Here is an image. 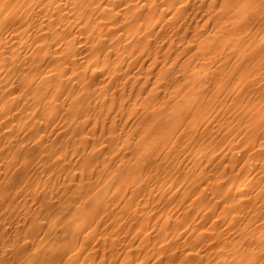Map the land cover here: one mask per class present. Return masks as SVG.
Here are the masks:
<instances>
[{"label": "rangeland", "instance_id": "1", "mask_svg": "<svg viewBox=\"0 0 264 264\" xmlns=\"http://www.w3.org/2000/svg\"><path fill=\"white\" fill-rule=\"evenodd\" d=\"M23 1L21 2V0H20L17 3L18 6H17V4L8 5L6 3H3L0 6V10H1L0 11V31H1L0 32V38L2 37L0 39V85L1 86L5 85L4 86L5 88H2V89L0 88V94L4 91H5L4 92L5 94L9 93L7 95L9 97H8V100L6 101V105L0 111V170H1V172H0V194L3 192V190H7V192H8L6 197L0 196V206H3L2 209H0V249H1L2 254H3L2 264H15V263L16 264H45L47 262V259H48V257H47L48 254H51V256L53 258L55 257V260L52 259L50 264H79V263L80 264H264V249H263L264 248V204H263V202H264L263 201L264 200V198H263L264 197V192H263L264 191V169H260V167L258 168V164H259L258 162L259 161H258L257 155H252V153L250 155L249 152H246L250 146L249 145L250 141L248 140L249 132L254 130L257 127V125L259 127L264 122V117L261 116L262 115L261 112L264 111V108H263V105H264L263 101L264 100L261 99L260 97H258L259 94L256 95L251 90L245 94V88H244V85H246L250 81L251 82L249 84L252 85V87H254L253 83H260V82H261L260 83L261 86L263 87V85H264L263 84L264 83V65H261L260 67L257 66L256 70H254L255 66H253V69H250V68H248L249 67L248 63L243 62L244 58H241L242 61L240 59L241 62L239 61L238 64L236 63V65H237L236 66L235 63H233L232 60L230 59V57L228 56V53L226 50L230 46V44H232L230 42V40L227 39V38H229L227 36H225L226 38L223 36L219 37V40L223 39L222 42L220 41L221 43H223V45H222L224 47L223 53L212 52V50L210 51V49H209L210 47L216 46V38L218 36L215 33L216 31L213 30L214 28L211 31L210 26L212 25V22L211 21L208 22L209 19H207L208 15H210V14H207V12L204 11V9H205L204 4L206 5L208 0H202V2H201L202 5L200 3L201 6L196 7V8L193 7V9L196 11H194L191 8V6L188 5L189 2H183L185 4L182 6V3H179L177 0L176 1L175 0H164L166 2L163 4H161L162 2H164L163 0H162V2L160 0H156V1L153 0V5H152V0H150L151 2H148L149 0H145V3L147 4L146 5L143 2L144 0H139V2L137 0H134L132 4L137 5V3H138V5L135 6L136 8L133 6L135 11L133 10V8H132L133 11L130 8H128V9H130L129 10L130 12L127 13V15L128 16L133 15V19L132 18H131V20L129 19V21L127 23L126 22L123 24L119 23V25L117 23V25H116V22L117 21L119 22V20L121 19L122 16H120L119 13L115 12V10H114L113 13H117V14L104 15L102 18H99V20L104 19L102 21H111L112 20L113 23H109V24L105 25L104 23H106V22L102 23V21H99V22H101V24L97 25L96 29L92 25H91V27H89L90 33H89V31H87V30H89V28H86V29H84V30H86L84 33H81L78 35L72 34L73 36L75 35L74 36L75 38L73 36L67 34V33H66L67 35L66 34L64 35V32H62L60 30L61 27L57 28L58 26H56V25H59V21L61 20V24L65 25V23H66L65 27H67V28H65V30L70 32L72 30V27L79 21L78 24H76L75 27H73V28L76 29V27L80 25L79 26V27H81L80 29L83 30L84 26L80 24V20H81L82 15L76 13V11H75L76 14L75 13L71 14V12L68 13V12H66L67 10L64 8V6H66V5H67L66 6V8H67L68 4H70L72 2V0L71 1H69V0H56V1L50 0L48 2L49 4L48 3L45 4L46 0H23ZM60 1L65 2L66 5L62 4ZM66 1H68V2L66 3ZM87 1L88 0H84V1L83 0H73V3H71V5H73V7L75 6V8H77V6H81V9H83V8L85 9L87 7V5H89L88 2L90 0L88 2ZM135 1H137V2H135ZM167 1H168V3H167ZM56 2H57V4L55 5ZM58 2H60L61 4ZM242 2L244 3V5L247 4V0H243ZM29 3H31V5ZM140 3L143 6H141ZM154 3H157L158 6H157V4L155 5ZM166 3L169 6L167 5V7H166ZM169 3H171L173 6ZM40 4H41V6H40ZM148 4L151 6L147 7ZM216 4H218V3H216ZM35 5H36V7H35ZM144 5H146V6L144 7ZM19 6H21V7H19ZM53 6H54V8H53ZM56 6H58L59 8ZM184 6H187V8ZM62 7L64 9L61 10V13H63V11L65 10L64 11L65 15H64V13H63V16L61 14V18L59 20H56V23L54 20H52L53 23H52V21L49 22L50 19L48 18V12L54 13L57 10L60 11V9H62ZM125 7H127V6H125ZM158 7H159V9H160V7H162L163 10L160 9L158 11ZM175 7H177V8L175 9ZM178 7H179V9H178ZM215 7L217 9L218 5H215ZM38 8H40V9H38ZM45 8H48L47 9L48 11L42 10ZM137 8L138 9L142 8V10L144 8L145 9L143 11L142 10L140 11ZM152 8H154V9H152ZM37 9L39 11H37ZM128 9L126 10L127 12H128ZM136 9L139 11V13L138 12L135 13L137 11ZM177 9H178V11H177ZM183 9H185V10H183ZM197 9L198 10L200 9V10L198 11ZM40 10H42V11H40ZM162 11H164V12H162ZM169 11H171V12H170V14L167 15V13H169ZM213 11L214 10H212V11L210 10V12H213ZM29 12H30V14H29ZM33 12H35V14ZM46 12H47V15H46ZM143 12H145V13H143ZM150 12H152V13H150ZM157 12H160V13H158V16H157ZM173 12L174 13L176 12V14H174ZM179 12L181 14H183V13H185V14L181 15V14H179ZM189 12H191L190 16H189ZM32 13H33V15H32ZM36 13H37V15H36ZM43 13L45 14V16ZM163 13H164V16L162 15ZM196 13L198 14L197 17L195 15ZM136 14L140 15V16H137ZM202 14L203 15L205 14V16H203ZM161 15H162V18H158ZM180 15L183 17L181 18ZM32 16L34 17V19L35 18L36 19L35 20L32 19ZM37 16L41 17L40 20ZM93 16L96 17L94 14H93ZM135 16H137V17H135ZM150 16H152V17L155 16L158 19L159 23H157V20H155V17L152 19V17H150ZM169 16H171V17H169ZM175 16L178 17V21L175 19V18H177ZM188 16H189V18H188ZM201 16H203V17H201ZM27 17H28V19H27ZM42 17L44 19V22H43ZM63 17H65V19H63ZM109 17L111 19H109ZM164 17L168 20L167 22H170L167 25L168 28L166 27L167 23L165 25L163 24L164 22H166V19ZM116 18H118L119 20L117 19V21L114 22L116 20ZM135 18L137 19L136 22L134 21ZM198 18H200V20ZM69 19H71L70 21H72L73 26H72V23H70V21H67ZM139 19L142 21V23ZM172 19L174 22L172 21ZM197 19H198V21H197ZM205 19H207V20H205ZM153 20H155V21H153ZM193 20H195V21H193ZM21 21L24 22V24ZM45 21L48 24H46ZM150 21L151 22L153 21V22L151 23ZM191 21H193V22H191ZM19 22H20V25H19ZM36 22L38 25L36 24ZM137 22H138V24H137ZM182 22H183V24H182ZM42 23H44V24H42ZM147 23L149 25L150 24L151 25L148 26ZM175 23H176V25H175ZM177 23H179L180 25ZM194 23H195V26L198 24L197 26L200 27V28L197 26L195 27V28H197V31H195V28L193 26ZM205 23L207 24V26ZM26 24H28V27ZM29 24H30V26H29ZM139 24L141 26H143V28H145L144 27V25H145L147 27V29L146 28L142 29V27ZM152 24H154V25H152ZM157 24H161L162 27H161V25L157 26ZM199 24H202V25L204 24V25L202 26ZM68 25H71V26H68ZM138 25L141 28V32H140L139 28H136V26L139 27ZM245 25H246V28L249 27L248 23ZM18 26H19V28H18ZM38 26H40V27H38ZM54 26H56V27L53 28ZM114 26L115 27L117 26L118 30ZM123 26H125L124 29L126 28L125 31L123 29ZM79 27H77V28H79ZM105 27L108 29H106ZM156 27L157 28L159 27L158 30ZM176 27H178L177 28L178 30L175 32ZM192 27L194 29H192ZM114 28L116 29L115 32H114ZM155 28H156V30L154 32H156V33L153 32V30ZM166 28H167V30H166ZM198 28H199V30H198ZM206 28L208 30H206ZM15 29H17L18 31ZM32 29H34L33 30L34 32L31 31ZM74 29L72 30V32L74 31ZM173 29H174V31H172ZM182 29L183 30L185 29V31H183ZM188 29H190L191 31ZM22 30H24V31H22ZM47 30L49 32L48 34H50V30L57 31V34H55V40L51 39L49 37L46 40L45 37H43V34L47 33ZM92 30H94L95 32H93ZM107 30H109V31H107ZM186 30L188 31L187 33H186ZM101 31H102V33H101ZM129 31H131V32H129ZM142 31H144V33ZM159 31H161L160 34H159ZM194 31H195V33H194ZM14 32H16V33L13 35ZM119 32H120V34H119ZM182 32L185 34H183ZM196 32H198V33L202 32V34L200 35V33L198 34ZM23 33H24V36H23ZM25 33H26V35H25ZM85 33L87 34V36L85 35ZM93 33L96 36H94ZM107 33L108 34L110 33L109 34L110 36ZM165 33L167 34L166 35L167 37L170 36L171 34H173L174 37L171 35L172 37L170 36V38L168 37V39H167V38H165L166 36H164ZM29 34H31V35H29ZM34 34H36V35H34ZM48 34H46V35H48ZM62 34H63V36H62ZM100 34L102 35L103 39H102ZM116 34H119V35L117 36ZM142 34L145 36H143ZM179 34H180V36L178 37L177 35H179ZM182 34L184 35V37L182 36ZM205 34H206V38H205ZM207 34H209L210 36L207 37ZM16 35H17V37H16ZM80 35L83 36L82 41L80 39L81 38ZM152 35L157 37V38L153 37ZM56 36H57V38H56ZM59 36H60V38H59ZM99 36L101 37L100 40L103 41L102 43L99 40ZM104 36H105V38H104ZM113 36L116 38H114ZM150 36H152L151 37L152 43H150L151 40H149ZM186 36H187V38H186ZM190 36L191 37L193 36L192 38H194V39H191ZM96 37L98 38V41H97ZM148 37H149V39H148ZM188 37H189V39H188ZM27 38H28V40H27ZM65 38L68 41L69 40L70 41L68 42ZM72 38H73V40H72ZM77 38H78V40H77ZM195 38H198V39H195ZM5 39L8 41V43ZM43 39H44V42H43ZM90 39H93L95 41L90 40ZM126 39L127 40L130 39L129 41L131 43H129V41L125 42ZM137 39L140 41H137ZM155 39L157 41H159V43ZM164 39H165V41H164ZM169 39H171V40H169ZM173 39H175V41ZM184 39L185 40L188 39V40L185 42ZM224 39H226V40H224ZM4 40H5V42H4ZM34 40H36V41H34ZM53 40H54V43H56V46L59 47V49L64 48V50H65L66 46H68L69 44L71 45V47L68 46V49H70L69 51L71 53L68 52V56L67 55L65 56L66 58H64L65 59L64 61L56 60L55 58L50 57L47 53L45 55L40 54L39 51L41 48H38L37 46H39V44L42 43L40 45L42 47L41 50L49 49V47H47V46H49L51 44V42H53ZM74 40H75V42H74ZM116 40L119 43H117ZM144 40H145V43H147L148 47H146ZM167 40L169 41V44H170L169 46H168ZM172 40L174 41V43L177 42V44L178 43L181 45L184 44V46L183 45L181 46L179 44L177 45L176 43L171 44V42H173ZM181 40H184V42L181 43ZM192 40H194L193 42H195V43L197 42L196 43L197 46H195L196 44H194L192 42ZM212 40H213V42H212ZM21 41H22V43L23 42L24 43L22 44ZM161 41H164L161 43L162 45L160 44ZM226 41L227 42L229 41V43H227ZM60 42H61V44H60ZM76 42H78V43H76ZM91 42H92V45L91 46L88 45V44H91ZM99 42L101 43V46L99 45L100 44ZM104 42L107 44L104 45ZM123 42H125V43H123ZM204 42H206V44H204ZM34 43H36V44H34ZM73 43L74 44L75 43L80 44V45L78 47V46L74 45ZM86 43H87V45H86ZM122 43H123V45H122ZM166 43H167V48L165 47ZM191 43H192L191 46L194 45L195 47L194 46L192 48L189 47L188 45H190ZM199 43H203L204 45L203 44L199 45ZM212 43H213V45H212ZM63 44H64V46H63ZM84 44H85V46H84ZM102 44L104 45L103 50H102V47H103ZM119 44L122 45V48H121V46L119 47ZM208 44H211V45H208ZM94 45H96V48H93V47H95ZM98 45L100 46L101 49L99 48ZM128 45H129V47H128ZM157 45H158V48H157ZM173 45L177 49H175L173 47ZM224 45H226L227 48H225ZM10 46H12V47H10ZM61 46H63V47L61 48ZM163 46H164L165 50H164V48L161 49ZM177 46H179V48ZM77 47L78 48L81 47V49H80L81 54H79V53L77 54V52L74 51L77 49ZM118 47H119L120 51L117 49ZM133 47L135 50L133 49ZM159 47L161 50L156 51L157 49H159ZM183 47H185V48L187 47V49L189 48V50H186ZM199 47H201V50ZM20 48H22V49H20ZM97 48L102 50V51L99 52L100 50H98ZM106 48H109L110 50L106 49ZM131 48L133 51L131 50ZM180 48H182V51L184 49L187 52L183 51L180 53V50H181ZM207 48H208V50H207ZM128 49H129V51L131 50L130 51L131 53L128 51ZM140 49H141V51H140ZM166 49H169V50H166ZM205 49L207 51H203ZM90 50H91V52H90ZM94 50L97 51V54L99 56L96 53H94L95 52ZM114 50H116V51H114ZM117 50L119 52L117 54H115V52H117ZM148 50H150L149 53H147ZM196 50H197V52H196ZM136 51H137V53H136ZM151 51H153L152 55H151ZM155 51H156V53H154ZM167 51L168 52L170 51L169 52L170 55L169 54L167 55L166 53L163 54V52H167ZM209 51L212 53H210ZM224 51H225V53H224ZM103 52H105V53H103ZM110 52H112V53L114 52V53L112 54ZM132 52H133V54H132ZM84 53L87 55H89L88 53H90L91 57L90 56L89 57L92 60V61L90 60L91 62L88 61L89 60L88 57H86V58L84 57V55H83ZM122 53L125 54V56ZM135 53L137 54L136 57H140V59L134 57V55H136ZM92 54L97 55L98 58L96 59L95 55H92ZM109 54H110V59H108ZM147 54H148V56H146ZM199 54H200V56H198ZM220 54H222L223 56L222 55L220 56ZM33 55H35V56H33ZM43 55H44V57H42ZM46 55H48V56H46ZM139 55H141L142 57ZM179 55H181L183 57L184 56L187 57V60L185 59V57L182 58ZM216 55L219 59L216 58ZM102 56L103 57L105 56V58L102 59L103 58ZM113 56H114V58H113ZM164 56H165V58H164ZM166 56H167V59L169 57L171 59L169 58V60H166ZM177 56H179L180 58ZM204 56H206L207 58L209 57V59H207ZM68 57H71V58H68ZM92 57H94V58H92ZM143 57L146 59H142ZM156 57H159V58H156ZM39 58H41V59H39ZM130 58L131 59L133 58V59L130 60ZM161 58H163V59L161 60ZM192 58H194L193 61H192ZM202 58H204L205 60L204 59L202 60ZM70 59H72L73 62ZM94 59H96V61H93ZM118 59H119V61H118L119 64H117ZM138 59L142 60V61L140 62V61H138ZM183 59H185L187 63L189 62V64L187 65L186 62H184L185 60H183ZM188 59H190V60H188ZM220 59L222 61H220ZM227 59L231 60V62L230 61L227 62L228 61ZM103 60L104 61L106 60V62L103 63L104 62ZM108 60H109V63H108ZM143 60H146V61H143ZM164 60H166V61H164ZM195 60H196V63H195ZM77 61H79V62H77ZM87 61H88V63H87ZM123 61H125V62H123ZM130 61L132 63H129ZM162 61H163V63H162ZM171 61H173L174 63H172ZM205 61H207V62H205ZM81 62H82V64H81ZM97 62H98V64H96ZM139 62H140V64H139ZM152 62H154V63L149 65V63H152ZM160 62L163 66L165 65V67H166V65L167 66L171 65L169 68L164 67L161 69V70L164 69L165 71L167 69V72L169 70L168 73H170V69H172L171 73H170L171 77H169V74L165 73L164 71H163V73H162V71L160 72V68H161L159 66ZM166 62H168V63H166ZM190 62H191V64L194 63V65L192 64V66H191ZM216 62H219V63H216ZM85 63H86V65H85ZM127 63H129L128 66H127ZM136 63H137V65L139 64L138 68H137ZM241 63H242V65H241ZM56 64L58 65V67ZM64 64H65V66H63ZM71 64H74L75 68ZM87 64H88V68H87ZM102 64L105 67H103ZM195 64H197V65L195 66ZM201 64L204 68L202 66H200ZM209 64H211L212 68ZM219 64H220V67H219ZM232 64H233V67H232ZM106 65H108V67ZM118 65L121 67L119 68ZM130 65H132L131 68L129 67ZM135 65H136V67H134ZM153 65H155V67ZM172 65L174 67L176 65L177 69L175 68V71H174V68H172ZM184 65H186L187 67H184ZM204 65L208 66V68L205 67ZM234 65L236 67H234ZM141 66H144V67H141ZM148 66H149V68H148ZM179 66H180V68H179ZM188 66H190V67L188 68ZM227 66L229 68L232 67L233 71H232V68H230L228 70ZM66 67H67V69H65ZM127 67H129V68H127ZM157 67L159 70L156 69ZM195 67H196V69L194 70ZM226 67H227V69H225ZM238 67H239V69H237ZM245 67L248 68L249 70H247ZM258 67H259V69H258ZM97 68L99 70L98 72L96 71ZM104 68H106V70H104ZM139 68H141V69H139ZM147 68L152 69V71L154 70V68L156 70H154L153 72L150 70L151 71V73H150V72H147V71H149ZM181 68H182V70H184V68H185V70L182 71ZM190 68H192V69H190ZM44 69H45V71H43ZM80 69H82L83 71L81 72ZM186 69H190V71L186 70ZM210 69L212 71L214 69L216 72L214 71L212 73ZM235 69L237 70V72H235ZM262 69H263V72L259 71ZM91 70L93 73L91 72ZM179 70H181L180 71L181 73L179 72ZM191 70H194V71H191ZM209 70H210V72H209ZM240 70H242V71H240ZM63 71L64 72L66 71V73H63ZM77 71L80 73V75ZM112 71H114V72H112ZM116 71H117V74H114ZM130 71H131V73H129ZM246 71L247 72L249 71V72L246 73ZM257 71H259L261 73H259ZM40 72H42V74L45 76H43ZM85 72L87 73V77H86ZM140 72H141V74H139ZM173 72L175 75L173 74ZM192 72H193L194 76H193ZM230 72H231V74H229ZM90 73H91V75L93 74V76H91ZM153 73H154V75H153ZM157 73H159V75ZM226 73H227V75H226ZM20 74H22V76ZM94 74H96V75L94 76ZM106 74H107V76H105ZM128 74H129V76H128ZM176 74H177V76H176ZM180 74H181V76H180ZM200 74L201 75L204 74L203 78L205 80L202 78V76H200ZM209 74H210V77L207 76ZM47 75L50 78L47 77ZM57 75H58V78H56ZM65 75H66V77H65ZM111 75H112V77H111ZM155 75L158 77H156ZM185 75L188 77H186ZM190 75L193 77L192 78L193 81L190 80L191 79ZM211 75H213V76H211ZM228 75H229V77H228ZM231 75H232V77H230ZM255 75H256V77L257 76L258 77L256 78ZM60 76H62L61 77L62 79H59ZM68 76H73V77L71 78ZM100 76H101V78H100ZM118 76H120V77H118ZM125 76H127V77H125ZM151 76H153V77H151ZM167 76H168V78H167ZM195 76L197 78H195ZM204 76H206V77H204ZM226 76H227V78L225 79L224 77H226ZM246 76H248V77H246ZM37 77H39V78H37ZM41 77L44 79H42ZM95 77H97V78H95ZM102 77L104 80L102 79ZM105 77L108 78V81H107V78H105ZM110 77L112 78V80ZM145 77H146V80H145ZM149 77H151V78H149ZM172 77H174V78L171 79ZM176 77H178V78H176ZM65 78L66 79L68 78V79L66 80ZM98 78L100 79L99 83L100 82L102 83V84L100 83V85H101L100 89L97 86V84H98L97 82L99 80ZM126 78H128V79H126ZM133 78H135L136 80H134ZM139 78H140V82H138ZM169 78H170V80H168ZM223 78L225 80H223ZM239 78H240V81L238 82ZM249 78H250V80H249ZM33 79L36 81H34ZM57 79H59L63 82L59 83V80H57ZM132 79H133L134 83L131 81ZM149 79H151V80H149ZM155 79L158 80L157 83L153 81ZM159 79H161V81H159ZM163 79L166 81V83H164L165 81ZM179 79H180V81H179ZM196 79H198V80H196ZM220 79H221V82H218V81H220ZM228 79L230 81H228ZM83 80H86L87 82H85ZM119 80H120V82H119ZM176 80H178V81H176ZM203 80L208 81V82H204ZM142 81H145V82H143V85L142 84H141V86L139 85L140 86V88H139L138 84L142 83ZM172 81H173V83L176 82L177 84H175L173 86ZM34 82H35V85H34ZM40 82H41V84H40ZM131 82H132V84H131ZM162 82L164 83L163 86H156V85H158V83H159V85H162ZM242 82L243 83L245 82V83L243 84ZM65 83H67L66 86H63V85H65ZM82 83H84L85 86H82V85H84ZM155 83H156V85H155ZM213 83H214V85L212 86ZM70 84H71L72 90L69 89ZM115 84H116V86H115ZM122 84H123V86H122ZM181 84H182V86L180 87L179 85H181ZM199 84H202V85L200 86ZM217 84H219V85H217ZM241 84H243V85H241ZM80 85L82 86L83 91L81 90L80 87L78 88V86H80ZM128 85L129 86L132 85L133 87H131V86L129 87ZM144 85L147 88H145ZM203 85H204V88H203ZM34 86H35V88H34ZM59 86H61L63 88H61ZM96 86H97V89L95 88ZM103 86H105V87H103ZM106 86H108V87H106ZM152 86L155 87V89ZM189 86H191L190 87L191 92L188 94V92L190 90L189 89L187 90V88H189ZM217 86H219V87H217ZM239 86H240V88H239ZM118 87H120L121 90ZM124 87H126L125 90H124ZM134 87H135V89H134ZM150 87H152L151 90L148 89ZM200 87H202V88L199 90ZM233 87H235V88L233 89ZM56 88H58L59 90H57ZM207 88H209V89H207ZM215 88H217V89H215ZM238 88H239V90H238ZM13 89H15V90H13ZM43 89H46L47 92L45 93V90H43ZM68 89H69V91H68ZM196 89H197V91H196V93H194V91ZM116 90L118 93H116ZM119 90H120V92H119ZM123 90L126 92H123ZM128 90H129V92H128ZM174 90H176V91L174 92ZM184 90H186L185 91L186 93L184 92ZM111 91H112V93H111ZM169 91H170V93H168ZM217 91H218V93H216ZM42 92L45 94L44 96H43ZM54 92H55V95L59 94L58 96H56V98H54L55 97ZM106 92H108V93H106ZM131 92H132V94H131L132 96L130 95ZM135 92H139V94L138 93L135 94ZM146 92H148V94H146ZM205 92H206V94L204 95ZM209 92H210V94H208ZM114 93L117 94V96L115 95V98L118 100H116L114 98V95H113ZM125 93H126V95H125ZM182 93L185 95H183ZM240 93L243 96H240L241 95ZM77 94H78V97L75 98L74 96ZM118 94H120V95H118ZM144 94H146V95H144ZM162 94H164L165 97ZM219 94H221V96ZM104 95H105V97H104ZM109 95L110 96L113 95V97L109 98L110 97ZM121 95H122V97H121ZM194 95H195V97H194ZM102 96L105 99H103ZM119 96L122 99H119ZM190 96H192V97L190 98ZM250 96H252V98ZM253 96L255 98L254 101H252L254 99ZM59 97H60V99H59ZM61 97H62V99H61ZM72 97H74V98L72 99ZM124 97H125V99H123ZM135 97H137L138 99H136ZM178 97H180L181 100L178 99ZM236 97H238V98H236ZM257 97H258V100H256ZM127 98H128V100H127ZM129 98L132 100H130ZM141 98H143V99H141ZM175 98L178 101L175 100ZM188 98H190V99H188ZM248 98H250V99H248ZM74 99H75V101L73 102ZM239 99L240 100L243 99V100H241V102H240ZM42 100H43V104L41 103ZM48 100H49V102H48ZM56 100H58L59 102ZM64 100H66V101H64ZM88 100H89V102H88ZM109 100L110 101L113 100V101L109 102ZM185 100H186V103L184 102ZM226 100L228 102H226ZM60 101H62V102H60ZM67 101H68V103H66ZM114 101H116V102L120 101V102H118V104L120 103V105L116 106L117 103L115 102V104H114ZM231 101H232V103H230ZM251 101L254 103L253 104L254 106L255 105L257 106L259 101L261 102L257 106L258 110H257L256 106L254 108ZM255 101H257L258 103H256ZM243 102H244V105L248 104L247 105L248 107L247 106L245 107L243 105ZM49 103H51L52 106L54 105L51 109L48 108V110H50V111L46 110L48 105H49L48 107H51V105ZM56 103H58L59 105L58 104L56 105ZM94 103H95V106H94ZM107 104H108V106H107ZM109 104H111V106ZM123 104H124V106H123ZM17 105H19V106H17ZM62 105L63 106L66 105V106L63 107ZM222 105H224V106H222ZM227 105H229V106H227ZM260 105H262V106H260ZM112 106L116 107V108L113 109ZM119 106H122L124 108H121ZM130 106H132V107L130 108ZM69 107H70V109H69ZM106 107H108V109H106ZM118 107L120 109H122L120 112H118L120 110ZM139 107L141 109H139ZM81 108L83 110L80 111ZM101 108H103L104 110H102ZM210 108L212 109L211 111H210ZM218 108H219V110H218ZM6 109L9 111H11L13 109L11 111V114L14 115L12 118H9L6 115ZM109 109H111V111ZM116 109H117V111H116ZM244 109H246V110H244ZM17 110H18V112H16ZM28 110H29V113H28ZM107 110H108L107 114H109V116H107V114L105 113ZM113 110L115 111V114H114V116H111L114 113ZM127 110L130 112H128ZM168 110L170 111L169 113H167ZM242 110H244V111H242ZM252 110L255 112V114ZM208 111H209V113H208ZM215 111H216V113H215ZM230 111L232 112L231 115L229 113ZM86 112H88V113H86ZM103 112L106 115H104ZM171 112L176 113V114H172ZM204 112H206V113H204ZM244 112H245L247 117L245 116V114H243ZM247 112H249V114ZM252 112L254 115H256V116L258 115V116L255 118V116L252 114ZM202 113H204L203 114L204 116L202 115ZM212 113H215V114H212ZM52 114H54L55 116ZM73 114H75V115H73ZM122 114H123V116H121ZM187 114H188V117H187ZM199 114H201V115H199ZM240 114H241V116H240ZM131 115H133V116H131ZM205 115H206V117H205ZM208 115H209V117H208ZM228 115H230V116H228ZM232 115L234 117H232ZM47 116H49V117H47ZM95 116H98V117H96L97 119L95 118ZM171 116H172V118H171ZM210 116H211V118H210ZM52 117L55 118V120ZM113 117L115 119H113ZM130 117H131V119H130ZM175 117H177L178 119ZM242 117H243V119H242ZM248 117L249 118L251 117V118L248 119ZM262 117H263V119H262ZM81 118H83V119L86 118L87 119V120L85 119L86 122L83 121ZM94 118H95V120H93ZM126 118H127V120H125ZM236 118H237V120H236ZM245 118L247 119V121H244ZM56 119H58V120H56ZM88 119L91 120L92 122L94 121L93 124H95V125L97 124V125L94 127L92 122L88 121ZM171 119H173V120H171ZM240 119H242L243 121ZM40 120L43 123H40L41 122ZM123 120H125V122H123ZM182 120L183 121L185 120L184 123ZM208 120H210L209 123H206ZM238 120H240L242 123L237 125ZM251 120H253V121H251ZM34 121L36 124L34 123ZM116 121H117V123H116ZM199 121H201V123ZM107 122L108 123L110 122L109 123L110 126L108 125ZM126 122H128V124ZM172 122H174V123H172ZM255 122H257L258 124ZM12 123H14L15 125ZM19 123H21V124L19 125ZM83 123H87V124L83 125ZM105 123H106V128H105ZM114 123H115V125H113ZM168 123H170V124H168ZM205 123H206V125H205ZM232 123H233V125H232ZM91 124L93 126H91ZM98 124H99V126H98ZM52 125L54 126V128L52 127ZM231 125H232V127H230ZM235 125H236V127H235ZM31 126H32V130L30 129ZM39 126H41V127L38 128ZM66 126H68V127H66ZM75 126H76V128H75ZM100 126H102V127L104 126L103 127L104 131H103V129H101L102 127H100ZM111 126L114 127V130H113V128L110 129ZM121 126H122V129H121ZM240 126H242V127H240ZM249 126H250V128H248ZM252 126L254 129L252 128ZM202 127H204L205 130ZM93 128H94V130H93ZM219 128H221L222 130ZM98 129H100V132ZM195 129H196V131L198 130V132H195ZM247 129H249V130H247ZM127 130H128V132H127ZM227 130H229V131H227ZM237 130L238 131L241 130V131L237 132ZM114 131H115V133H114ZM225 131H226V133H225ZM243 131H245V132H243ZM23 132H24V134H23ZM35 132H37V134ZM152 132H155V134L150 135ZM194 132H195V134H193ZM227 132H229V134ZM87 133L89 135H86ZM242 133H246V135L242 134ZM50 134H52V135H50ZM67 134L69 135V137H67L68 136ZM83 134L87 138L84 137ZM108 134H110V135L112 134V135L110 136ZM217 134H218V136H217ZM231 134L232 135L234 134V135L231 136ZM21 135H23V136H21ZM200 135H201V137H200ZM38 136H39V138H38ZM91 136H93L95 139L93 138L94 139L93 140ZM98 136H99V138H98ZM118 136H119V138H118ZM211 136H212V140H211ZM235 136H236V139H232V138H235ZM75 137H76L77 141H75V139H74ZM208 137H210V138L208 139ZM226 137H227V140L225 139ZM228 137H230V138L228 139ZM88 138H89V140H88ZM96 138H97V140H96ZM189 138H190L191 143H190V141H188ZM193 138L196 141H192ZM202 138H203V140H201ZM65 139L67 141H65ZM213 139H214V141H213ZM86 140H88L90 144L89 143L86 144V142H88ZM225 141L227 143H226V145L223 146ZM211 142L213 145L211 144ZM257 142H258L257 138L252 141L253 144L254 143L257 144ZM194 143H195V145H194ZM188 144H190V147ZM20 145H22V146L20 147ZM74 145H76V146H74ZM98 145H101V148ZM3 146H4V149L2 148ZM173 146H175V148H173ZM76 147H77V150H76ZM220 147H222V149H224V148L225 149L223 151H220V153H219L218 152L219 149L221 150ZM199 148H200V150H199ZM201 148H205L206 151L204 149H201ZM233 148H234V150H236L238 152H236V151H235V153H234V151L231 152L233 150ZM242 148H243V151H241ZM92 150H95L94 154H93ZM90 152H92V153H90ZM223 152H225V153H223ZM228 152H229V154H228ZM231 153H232V155H231ZM20 154H21V156H20ZM40 154H42V155H40ZM183 154L185 155V157ZM210 154H211V156H210ZM221 154L226 155V156L225 155L222 156L225 158V159L223 158L222 161H220L221 160L220 158H222V157H220ZM238 154L240 156L239 159L237 157ZM242 154H244V155H242ZM245 154H246V156H245ZM67 155H68V157H67ZM116 155H117V157H116ZM212 155H214V156H212ZM233 155L238 159V161H240V160L241 161L238 162L236 158L234 160ZM57 156H59V157L55 159V157H57ZM70 156H72L73 158ZM181 156H182V158H181ZM242 156L245 158L243 159ZM208 157H209V159H211V161L209 160V164L207 161ZM34 158H36V159L38 158L37 162H35L36 159H34ZM232 158L236 162H233V160H231ZM229 159H230V161H229ZM53 161H55V162H53ZM185 161H186V163H185ZM201 161H203V162H201ZM252 161H254V162H252ZM33 162L35 164H33ZM45 162H47V163H45ZM62 162H63V164H62ZM98 162H99V164H98ZM38 163L40 164L39 167H38V165H39ZM72 163H74V164H72ZM235 163L238 164V166L239 165L242 166L243 164L244 165L242 166V168H240V166L238 167ZM229 164L231 165V167L229 166ZM252 165L254 166V168H252L253 167ZM35 166H37V167H35ZM55 166L57 168H55ZM204 166H206V167H204ZM224 166H226V167H224ZM200 167H201V169L199 171ZM239 168L242 170H240ZM58 169H59V171H57ZM91 169H93V170H91ZM94 169H96V170H94ZM134 169H137V170L134 172ZM257 169H259L258 170L259 172L257 171ZM239 170L241 172H239ZM67 171H68V173H67ZM94 171H95V173H94ZM233 171H235V172H233ZM221 172H222V174H221ZM236 172H239V173H236ZM246 172H247L248 176H247ZM48 173L50 176L47 175ZM174 173L177 174L176 177H175ZM256 173H258V175L260 173L263 176L260 175V177H259ZM92 174H93V176H92ZM197 174H198V176H197ZM214 174H218V176H216V175L214 176ZM236 174H238L237 175L238 177L236 176ZM245 174L247 176L246 185L242 186L241 190L239 192L236 189V185H237V182H239V178ZM75 175H77V176H75ZM101 175H102V177H101ZM47 176H49V177L47 178ZM72 176H73V178H72ZM169 176H170L172 181L169 179ZM257 176L259 179H261L260 181H258L259 179H257ZM80 177L81 178L83 177V178L81 179ZM254 177H256V179H257L255 182L253 181V180H255ZM55 178H57V179H55ZM65 178H67V179H65ZM10 179H13V181H12L13 184L10 182ZM185 179H187V180H185ZM82 180H83V182L84 181L85 182L82 183ZM99 180H100V182H99ZM169 182L171 185L169 184V186H168ZM182 182L184 184H182ZM205 182L206 183L210 182L208 184L209 186L206 185ZM34 183H35V185H34ZM202 183H203V186H202ZM252 183H254V184H252ZM65 184H67L68 186ZM101 186H104V187L102 188ZM165 186H166V188L164 189ZM42 187H43V189H42ZM201 187H203V188H201ZM257 187L259 190L260 189L261 190L263 189V190L262 191L258 190L257 191L258 193H257V192H255ZM52 188H54V189H52ZM169 188H170V190H168ZM192 188H193V190H192ZM199 188H200V190H199ZM27 189H28V191H27ZM57 189L59 192L57 191ZM107 189H109V190H107ZM149 189H152V191L154 189V191L151 193V190L148 191ZM177 189H178V191H177ZM204 189L207 192H205ZM251 189L253 190V193H252ZM172 190L174 191L173 193H172ZM229 191H231V192H229ZM34 192H35V194H37V196H35ZM56 192H58V193H56ZM60 192H61V194H59ZM93 192H95V193L93 194ZM234 192H235V194H234ZM83 193L85 195L82 198V204L80 205L81 206L80 208H78V207L76 208L74 204L72 205L71 201L70 202L67 201V200L73 199L76 194H77L78 199H79L81 197V194H83ZM153 193H155L154 198L152 197V196H154V195H152ZM197 193H199V194H197ZM63 194H65V195H63ZM233 194L235 195L236 198L234 197ZM51 195H53L52 198H51ZM173 195L175 197H173ZM194 195H196L197 197H195ZM199 195L201 196L200 197L201 199H198ZM87 196H88V198H86ZM193 196L196 199L193 198ZM149 198H150V200H149ZM239 198L240 199L242 198L241 201L238 200ZM246 198H248V199L246 200ZM52 199H53V201H52ZM54 199H56V200L54 201ZM190 199H191V201H190ZM192 200H194V201H192ZM237 200L239 202L238 203L239 205H237V203H236ZM261 201H263V202L261 203ZM52 202H54V203H52ZM158 202H160V203H158ZM216 202H218V203H216ZM8 204H9V206L6 207ZM215 205L218 206V208H216ZM45 206L52 207L54 209V215L47 216L44 212ZM159 206H160V208H159ZM221 208L224 211L221 210ZM206 209L208 210L207 213L205 212V211H207ZM215 209H218V210H215ZM201 211L204 213L202 214ZM210 212H213V213L210 214ZM147 213L148 214L151 213L149 215L150 217H148ZM240 213H241V216H240ZM71 214H73V216H76V215L78 216L76 221L75 220L72 221V219L68 218V215H71ZM159 214H161V215H159ZM196 214L198 215V218H200L201 220L197 218ZM204 214H208V216H206ZM158 215L160 216V218L158 217ZM163 215L165 217H163ZM234 215H236V216L234 217ZM24 216H25V218H24ZM204 216H205V218H204ZM244 216H245V218H244ZM233 217H234V219H233ZM83 218H84V220H83ZM165 218H166V221H168V220L169 221L165 222ZM213 218L215 219V221H216V219H218L217 223L215 221H213L214 220ZM241 218H244V219H241ZM25 219L27 221H25ZM198 220H200L201 222L200 221L197 222ZM211 220H212V223L215 222L212 225L210 222ZM42 221H44V222L42 223ZM81 221H83L84 223L83 222L81 223ZM206 221H207V224H206ZM228 221H229V223H228ZM26 222H27V224H26ZM194 222H197V223H194ZM224 222H226L227 224ZM198 225L201 227H199ZM203 225H205V227H203ZM72 226H74V228ZM207 226H210V227L208 228ZM212 226H213V229H212ZM220 227H222V228H220ZM204 228H206V229L203 230ZM12 229H13V231H12ZM77 229H79V231ZM73 230H75V232ZM179 230L180 231L182 230V231L177 233ZM68 231H70V233ZM211 231H213L212 232L213 234L215 232V235L211 234ZM76 232H78V233H76ZM231 232H232V234H231ZM77 234H78V236H77V241H76L75 236ZM130 234H132L133 236ZM180 234L182 235L181 236L182 238H180ZM191 234L193 236H191ZM10 235H12V236H10ZM231 235H233V236H231ZM84 236L87 238H84ZM204 236H206V237H204ZM137 237H138V239H137ZM167 237H168V239H167ZM178 237L180 239H178ZM198 237H199V239H198ZM82 238H84V239H82ZM193 238H194V240H193ZM96 240H98V241H96ZM133 240H135L136 242ZM210 240L212 242H210ZM25 241H27V242H25ZM123 241H124V243H123ZM36 242H37V244H36ZM93 242H95V243H93ZM104 242H105V244H104ZM134 242H135V244H133ZM205 242L206 243L208 242V243L205 244ZM12 243H13V248L10 247V245ZM242 243L243 244L249 243V248L247 250H243L242 251L243 253L240 252L241 254L238 256L237 259L231 260L233 248H235L236 246L237 247L240 246ZM185 244H187L186 247L189 249H186V247L184 246ZM183 246H184V248H181ZM194 247H196V248H194ZM125 248L126 249L130 248V249L127 250V252L125 253V251H126ZM173 248H174V253H173ZM218 248H219V250H217ZM94 249H97L98 251L94 250ZM211 250H212V252H211ZM102 251H103V253H102ZM122 251H124V252H122ZM119 252H120V254H118ZM121 252H122V254H121ZM139 252H141V253H139ZM169 252H171V254ZM200 252H201V254H200ZM97 253H98V256H97ZM138 253H139V256H138ZM194 253H196V254H194ZM198 254H200V255H198ZM121 255H122V257H121ZM154 255H155V257L158 256L157 260L155 259ZM128 256L130 258H127ZM105 259H106V261H105ZM116 259H118V260H116ZM122 260L124 262H122ZM154 260H156L155 263H154ZM88 261H89V263H88ZM149 261H150V263H149Z\"/></svg>", "mask_w": 264, "mask_h": 264}, {"label": "bare ground", "instance_id": "2", "mask_svg": "<svg viewBox=\"0 0 264 264\" xmlns=\"http://www.w3.org/2000/svg\"><path fill=\"white\" fill-rule=\"evenodd\" d=\"M19 1H20V0H0V6H1V4H3V3H6V4H8V5H14V4H17ZM22 1H23V0H21V2H22ZM49 1H50V0H46V1H45V4H47ZM54 1H56V0H54ZM69 1H71V0H69ZM83 1H84V0H83ZM88 1H89V0H88ZM88 1H87V2H88ZM133 1H134V0H90V1L88 2L89 5H87V7L85 6V7H86L85 9H84L83 7H82L83 9H81V6H77V8H75V6L73 7V5H71V3H73V0H72V2H71L70 4H68V7H67V8H66L67 5L65 4V2H63V1L61 2V1H60L62 4H65V5H66V6H64V8L67 10L66 12H68V13L71 12V14H72V13H75V11H76V13H78V14H80V15L83 16V17L81 16L80 24L83 25L84 27L82 26V27H83V30H81V29H80L81 27H79V26H80V25H79V26H77V27H79V28L76 27V29H74L73 27H75V25L78 24L79 21L73 26L72 21H70L71 19H69V20H67V21H70V23H72V26H73V27H72V30L74 29L73 32H72V30H71L70 32L66 31V30H65V28H67V27H65L66 23H65V25L61 24V20L59 21V25H56V26H58L57 28H60V27H61L60 30H61L62 32H64V35L67 33V34L73 36L72 34H75V35L77 34V35H78V34L84 33V32L86 31V30H84V29L91 27V25H92L93 27H95V29H96V26L99 25V24H101V22H99V21L104 20V19L99 20V18H102L104 15H110V14H117V13H119V15L122 16V17H121L120 20H119L118 18H116V20H115L114 22H116L117 19L119 20V22H118V21L116 22V25H117V23H118V25H119V23H122V24L125 23V22L127 23V22L129 21V19H130V20H131V18L133 19V15L128 16L127 13L130 12V11H129L130 9L132 10L133 6L135 7V6L138 5V3H137V5H136V4H135V5L132 4ZM137 1L139 2V0H137ZM137 1H135V2H137ZM155 1H156V0H155ZM155 1H154V2H155ZM160 1L162 2V0H160ZM163 1H164V0H163ZM175 1H176V0H175ZM177 1H178L179 3H182V6L185 4V3H183V2H189L188 5H190L192 9H193V7L196 8V7H199V6L202 5V3H201L202 0H177ZM242 1H243V0H208L207 3H206V5L204 4V6H205L204 11L207 12V14H210V15H208V18H207V19H209L208 22H210V21L212 22V25L210 26L211 31H212V29L214 28L213 30L216 31L215 33H216L217 36H218V37L216 38V46H212V47H210V48L208 47V48L210 49V51L212 50V52H221V53H223V49H224V47L222 46L223 43H221L223 39H222V40H221V39L219 40V37H220V36H221V37H222V36H223V37L227 36V37H229V38H227V39H229L230 42H231L232 44H230V46H229L228 48L226 47V45H224V46H225V48H227L226 50H227L228 56L230 57V59L232 60V62L235 63V65H236V63H237V64L239 63V61H240L241 58H244L243 62H244V63H248V66H249L248 68L253 69V66H255V69H254V70H256V69H257V68H256L257 66L260 67L261 65H264V0H247V4H245V5H244V3H243ZM23 2H24V1H23ZM60 2H58V3H60ZM67 2H68V1H66V3H67ZM143 2L145 3V0H144ZM148 2H151V1L149 0ZM165 2H166V1L162 2L161 4H163V3H165ZM169 2H170V1H169ZM172 2H173V1H172ZM205 2H206V1H205ZM35 3H36V2H35ZM37 3H38V2H37ZM53 3H54V2H53ZM61 3H60V4H61ZM141 3H142V2H141ZM141 3H140V4H141ZM144 3H143V4H144ZM167 3H168V1H167ZM167 3H166V7H167V5H168ZM200 3H201V5H200ZM203 3H204V2H203ZM216 3H218V4H216ZM29 4L31 5V3H29ZM32 4H33V3H32ZM48 4H49V3H48ZM56 4H57V2L55 3V5H56ZM84 4H85V3H84ZM145 4H146V3H145ZM154 4L156 5L157 3H154ZM169 4H171V3H169ZM96 5H97V6H96ZM123 5H124V6H123ZM146 5H147V4H146ZM146 5H144V7H145ZM152 5H153V0H152ZM171 5H172V4H171ZM175 5H176V4H175ZM177 5H178V4H177ZM180 5H181V4H180ZM180 5H179V6H180ZM215 5H218V8H217V9H216ZM17 6H18V4H17ZM28 6H29V5H28ZM37 6H38V5H37ZM40 6H41V4H40ZM50 6H51V5H50ZM50 6H49V7H50ZM60 6H61V5H60ZM94 6H95V7H94ZM125 6H127V7H125ZM141 6H143V5L141 4ZM141 6H140V7H141ZM149 6H151V5L148 4L147 7H149ZM157 6H158V4H157ZM161 6H162V5H161ZM168 6H169V5H168ZM172 6H173V5H172ZM190 6H189V7H190ZM19 7H21V6H19ZM35 7H36V5H35ZM56 7H58V6H56ZM152 7H153V6H152ZM184 7L187 8V6H184ZM50 8H51V7H50ZM50 8H49V9H50ZM53 8H54V6H53ZM58 8H59V7H58ZM64 8L62 7V9H60V11L57 10V11H55L54 13H53V12H48V18L50 19L49 22H51L52 20H54L55 23H56V20H59V19L61 18V14H62V16H63V13H64L65 10L63 11V13H61V10H63ZM128 8H130V9H128ZM135 8H136V7H135ZM138 8H139V7H138ZM138 8H137V9H138ZM150 8H151V7H150ZM173 8H174V7H173ZM176 8H177V7H175V9H176ZM191 8H190V9H191ZM38 9H40V8H38ZM38 9H37V11H39ZM47 9H48V8H45V9H42V10H46V11H48ZM127 9H128V12L126 11ZM137 9H136V10H137ZM144 9H145V8H144ZM144 9H143V10H144ZM148 9H149V8H148ZM152 9H154V8H152ZM156 9H157V8H156ZM160 9L163 10L162 7H160ZM160 9H159V7H158V11H159ZM175 9H174V10H175ZM178 9H179V7H178ZM178 9H177V11H178ZM19 10H20V9H19ZM33 10H34V9H33ZM42 10H40V11H42ZM52 10H53V9H52ZM114 10H115V12H117V13H113ZM133 10H134V8H133ZM133 10H132V11H133ZM138 10L141 11L142 8H140V9H138ZM138 10H137L135 13H137V12L139 13ZM143 10H142V11H143ZM146 10H147V9H146ZM150 10H151V9H150ZM183 10H185V9H183ZM193 10H194V9H193ZM197 10H198V9H197ZM199 10H200V9H199ZM199 10H198V11H199ZM210 10H211V11L214 10V11H213V12H210ZM0 11H1V10H0ZM20 11H21V10H20ZM30 11H31V10H30ZM134 11H135V10H134ZM151 11H152V10H151ZM156 11H157V10H156ZM175 11H176V10H175ZM179 11H180V10H179ZM194 11H196V10H194ZM18 12H19V11H18ZM148 12H149V11H148ZM152 12H153V11H152ZM152 12H150V13H152ZM162 12H164V11H162ZM170 12H171V11H169V13H167V15L170 14ZM184 12H185V11H184ZM187 12H188V11H187ZM201 12H202V11H201ZM33 13L35 14V12H33ZM33 13H32V15H33ZM38 13H39V12H38ZM68 13H67V14H68ZM76 13H75V14H76ZM132 13H133V12H132ZM141 13H142V12H141ZM143 13H145V12H143ZM155 13H156V12H155ZM158 13H160V12H157V16H158ZM173 13H174V12H173ZM190 13H191V12H189V16H190ZM24 14H25V13H24ZM29 14H30V12H29ZM40 14H41V13H40ZM43 14H44V13H43ZM93 14H94L96 17H94ZM171 14H172V13H171ZM174 14H176V12H175ZM179 14H181V13L179 12ZM183 14H185V13H183ZM183 14H181V15H183ZM200 14H201V13H200ZM36 15H37V13H36ZM46 15H47V12H46ZM64 15H65V13H64ZM68 15H69V14H68ZM136 15H137V14H136ZM144 15H145V14H144ZM144 15H143V16H144ZM162 15L164 16V13H163ZM162 15H161L160 17H158V18H162ZM165 15H166V14H165ZM181 15H180V16H181ZM195 15H196V17L198 16L197 13H196ZM202 15H203V14H202ZM44 16H45V14H44ZM70 16H71V15H70ZM73 16H74V15H73ZM137 16H140V15H137ZM137 16H135V17H137ZM189 16H188V18H189ZM193 16H194V15H193ZM199 16H200V15H199ZM203 16H205V14H204ZM203 16H201V17H203ZM17 17H18V16H17ZM28 17H29V16H28ZM28 17H27V19H28ZM37 17H38V16H37ZM107 17H108V16H107ZM118 17H119V16H118ZM145 17H146V16H145ZM145 17H144V18H145ZM148 17H149V16H148ZM148 17H147V18H148ZM150 17H152V16H150ZM154 17H155V16H153L152 19H153ZM169 17H171V16H169ZM175 17H177V16H175ZM182 17H183V16H181V18H182ZM201 17H200V18H201ZM38 18H39V20H40L41 17H38ZM48 18H47V19H48ZM69 18H70V17H69ZM104 18H105V17H104ZM112 18H113V17H112ZM164 18H165V17H164ZM200 18H198V19L200 20ZM30 19H31V18H30ZM32 19H34L33 16H32ZM35 19H36V18H35ZM35 19H34V20H35ZM42 19H43V17H42ZM63 19H65V17H63ZM72 19H73V18H72ZM75 19H76V18H75ZM77 19H78V18H77ZM106 19H107V18H106ZM109 19H111V18L109 17ZM140 19H141V18H140ZM140 19H139V20H140ZM152 19H151V20H152ZM165 19H166V18H165ZM175 19L178 21V17L175 18ZM198 19H197V21H198ZM207 19H205V20H207ZM45 20H46V19H45ZM136 20H137V19L135 18L134 21L136 22ZM143 20H144V19H143ZM155 20H157V23H159V22H158V19H157L156 17H155ZM155 20H153V21H155ZM203 20H204V19H203ZM36 21H37V20H36ZM41 21H42V20H41ZM62 21H63V20H62ZM65 21H66V20H65ZM67 21H66V22H67ZM132 21H133V20H132ZM140 21H141V20H140ZM153 21H152V22H153ZM167 21H168V20L166 19V22L163 23L164 25L167 23V24H166V27H167L168 23H170V22H167ZM172 21H173V19H172ZM177 21H176V22H177ZM182 21H183V20H182ZM186 21H187V20H186ZM193 21H195V20H193ZM193 21H191V22H193ZM6 22H7V21H6ZM6 22H5V23H6ZM21 22H22V21H21ZM43 22H44V19H43ZM45 22H46V21H45ZM104 22H106V23H104ZM135 22H134V23H135ZM138 22H139V21H138ZM138 22H137V24H138ZM145 22H146V21H145ZM145 22H144V23H145ZM150 22H151V21H150ZM150 22H149V23H150ZM152 22H151V23H152ZM173 22H174V21H173ZM173 22H172V23H173ZM199 22H200V21H199ZM199 22H198V23H199ZM203 22H204V21H203ZM203 22H202V23H203ZM22 23L24 24V22H22ZM28 23H29V22H28ZM52 23H53V21H52ZM55 23H54V24H55ZM102 23H104V24L106 25V24L113 23V22H112V20H111V21H102ZM141 23H142V21H141ZM161 23H162V22H161ZM179 23H180V22H179ZM179 23H177V24H179ZM206 23H207V22H206ZM206 23H205V24H206ZM247 23H248L249 27L246 28V25H245V24H247ZM36 24H37V22H36ZM39 24H40V23H39ZM42 24H44V23H42ZM46 24H48V23L46 22ZM145 24H146V23H145ZM147 24H148V23H147ZM182 24H183V22H182ZM191 24H192V23H191ZM14 25H15V24H14ZM19 25H20V22H19ZM26 25H27V27H28V24H26ZM37 25H38V24H37ZM40 25H41V24H40ZM50 25H51V24H50ZM126 25H127V24H126ZM129 25H130V24H129ZM132 25H133V24H132ZM139 25H140V24H139ZM139 25H138V26H139ZM150 25H151V24H150ZM150 25L148 24V26H150ZM152 25H154V24H152ZM158 25H161V24H157V26H158ZM175 25H176V23H175ZM179 25H180V24H179ZM185 25H186V24H185ZM185 25H184V26H185ZM197 25H198V24H197ZM197 25H196V26H197ZM199 25H202V24H199ZM203 25H204V24H203ZM203 25H202V26H203ZM16 26H17V25H16ZM29 26H30V24H29ZM44 26H45V25H44ZM56 26H54L53 28H55ZM68 26H71V25H68ZM86 26H87V27H86ZM108 26H109V25H108ZM140 26H141V25H140ZM140 26H139V27L136 26V28H139V29H140V32H141V28H140ZM193 26H194V28L196 27V26H195V23L193 24ZM206 26H207V24H206ZM14 27H15V26H14ZM20 27H21V26H20ZM23 27H24V26H23ZM38 27H40V26H38ZM48 27H49V26H48ZM106 27H107V26H106ZM106 27H105V28H106ZM111 27H112V26H111ZM114 27H115V26H114ZM119 27H120V26H119ZM124 27H125V26H123V29H124ZM128 27H129V26H128ZM141 27H142V29H145V28L147 29V27H146L145 25H144L145 28H143V26H141ZM152 27H153V26H152ZM152 27H151V28H152ZM159 27H160V26H159ZM159 27H158V28H159ZM161 27H162V25H161ZM161 27H160V28H161ZM172 27H173V26H172ZM197 27H199V26H197ZM204 27H205V26H204ZM18 28H19V26H18ZM18 28H17V29H18ZM44 28H45V27H44ZM103 28H104V27H103ZM112 28H113V27H112ZM115 28L118 30L117 26H116ZM115 28H114V32H115V30H116ZM149 28H150V27H149ZM156 28H157V27H156ZM156 28L153 30V32L156 30ZM158 28H157V30H158ZM164 28H165V27H164ZM167 28H168V27H167ZM167 28H166V30H167ZM177 28H178V27H176V29L174 28V29H175V32L178 30ZM179 28H180V27H179ZM184 28H185V27H184ZM194 28L192 27V29H194ZM199 28H200V27H199ZM199 28H198V30H199ZM11 29H12V28H11ZM17 29H15V30H17ZM25 29H26V28H25ZM29 29H30V28H29ZM29 29H28V30H29ZM106 29H108V28H106ZM125 29H126V28H125ZM125 29H124V31H125ZM128 29H129V28H128ZM128 29H127V30H128ZM174 29H173L172 31H174ZM186 29H187V28H186ZM201 29H202V28H201ZM7 30H8V29H7ZM13 30H14V29H13ZM28 30H27V31H28ZM33 30H34V29H32L31 31L34 32ZM137 30H138V29H137ZM170 30H171V29H170ZM170 30H169V31H170ZM182 30H183V29H182ZM188 30H190V29H188ZM206 30H208V29L206 28ZM209 30H210V29H209ZM17 31H18V30H17ZM22 31H24V30H22ZM44 31H45V30H44ZM87 31H89V33H90V28H89V30H87ZM92 31L95 32L94 30H92ZM107 31H109V30H107ZM151 31H152V30H151ZM179 31H180V30H179ZM183 31H185V29H184ZM190 31H191V30H190ZM195 31H197V28H195ZM195 31H194V33H195ZM203 31H204V30H203ZM0 32H1V31H0ZM104 32H105V31H104ZM112 32H113V31H112ZM129 32H131V31H129ZM142 32L144 33V31H142ZM160 32H161V31H159V34H160ZM187 32H188V31L186 30V33H187ZM205 32H206V31H205ZM209 32H210V31H209ZM7 33H8V32H7ZM15 33H16V32H14L13 35H14ZM18 33H19V32H18ZM38 33H39V32H38ZM48 33H49V32H48V30H47V33L43 34V37H45L46 40H47L48 37L51 38V39H54V40H55V34H57V31H55V30H54V31H53V30H50V34H48ZM91 33H92V32H91ZM97 33H98V32H97ZM101 33H102V31H101ZM127 33H128V32H127ZM133 33H134V32H133ZM133 33H132V34H133ZM154 33H156V32H154ZM157 33H158V32H157ZM182 33H183V32H182ZM189 33H190V32H189ZM194 33H193V34H194ZM196 33H198V32H196ZM199 33H200V32H199ZM199 33H198V34H199ZM213 33H214V32H213ZM2 34H3V33H2ZM27 34H28V33H27ZM46 34H48L49 36L46 35ZM67 34H66V35H67ZM107 34H108V33H107ZM109 34H110V33H109ZM109 34H108V35H109ZM119 34H120V32H119ZM119 34H116V35L118 36ZM122 34H123V33H122ZM124 34H125V33H124ZM140 34H141V33H140ZM140 34H139V35H140ZM170 34H171V33H170ZM170 34H169V35H170ZM183 34H185V33H183ZM183 34H182V36L184 37ZM191 34H192V33H191ZM191 34H190V35H191ZM201 34H202V32L200 33V35H201ZM203 34H204V33H203ZM209 34H210V33H209ZM209 34H207V37L210 36ZM20 35H21V34H20ZM25 35H26V33H25ZM29 35H31V34H29ZM34 35H36V34H34ZM75 35H74V36H75ZM85 35L87 36L86 33H85ZM91 35H92V34H91ZM93 35H94V33H93ZM100 35H101V34H100ZM103 35H104V34H103ZM113 35H114V34H113ZM116 35H115V36H116ZM142 35H143V34H142ZM166 35H167V34L165 33L164 36H166ZM171 35L173 36V34H171ZM171 35H170V36H171ZM23 36H24V33H23ZM60 36H61V35H60ZM60 36H59V38H60ZM62 36H63V34H62ZM62 36H61V37H62ZM71 36H70V37H71ZM74 36H73V37H74ZM80 36H81V35H80ZM94 36H96V35H94ZM94 36H93V37H94ZM105 36H106V35H105ZM105 36H104V38H105ZM109 36H110V35H109ZM117 36H116V37H117ZM143 36H145V35H143ZM152 36H153V35H152ZM152 36H150V39H149V37H148V39L151 40V39H152V38H151ZM164 36H163V37H164ZM170 36H168V37L170 38ZM172 36H171V37H172ZM177 36L179 37L180 34L177 35ZM195 36H196V35H195ZM6 37H7V36H6ZM16 37H17V35H16ZM20 37H21V36H20ZM37 37H38V36H37ZM77 37H78V36H77ZM82 37H83V36H81V38H80L81 41H82ZM84 37H85V36H84ZM88 37H89V36H88ZM101 37H102V35H101ZM101 37L99 36V40L101 39ZM113 37H114V36H113ZM113 37H112V38H113ZM116 37H114V38H116ZM129 37H130V36H129ZM153 37H155V36H153ZM163 37H162V38H163ZM168 37L166 36L165 38L168 39ZM173 37H174V36H173ZM192 37H193V36H192ZM192 37L190 36L191 39H194V38H192ZM197 37H198V36H197ZM213 37H214V36H213ZM215 37H216V36H215ZM1 38H2V37H1ZM1 38H0V39H1ZM28 38H29V37H28ZM28 38H27V40H28ZM56 38H57V36H56ZM74 38H75V37H74ZM78 38H79V37H78ZM78 38H77V40H78ZM94 38H95V37H94ZM96 38H97V37H96ZM110 38H111V37H110ZM136 38H137V37H136ZM138 38H139V37H138ZM155 38H157V37H155ZM186 38H187V36H186ZM199 38H200V37H199ZM203 38H204V37H203ZM205 38H206V34H205ZM225 38H226V37H225ZM17 39H18V38H17ZM21 39H22V38H21ZM65 39H66V38H65ZM102 39H103V37H102ZM131 39H132V38H131ZM146 39H147V38H146ZM176 39H177V38H176ZM180 39H181V38H180ZM188 39H189V37H188ZM188 39H187V40H188ZM195 39H198V38H195ZM5 40H6V39H5ZM5 40H4V42H5ZM54 40H53V42H51V44H50L49 46H47V47H49V49L41 50L42 47H41L40 45H41L42 43L39 44V46H37L38 48H41L39 52H40V54H44V55L47 53L50 57H53V58H55L56 60L64 61V60H65L64 58H66L65 56H66V55L68 56V52H70V51H69L70 49H68V46L71 47V45L69 44L68 46H66V47H65V50H64V48H62V47L64 46V44H63V46H61L62 49H59V47L56 46V43H54ZM56 40H57V39H56ZM66 40H67V39H66ZM72 40H73V38H72ZM72 40H71V41H72ZM75 40H76V39H75ZM75 40H74V42H75ZM90 40H93V39H90ZM104 40H105V39H104ZM113 40H114V39H113ZM117 40H118V39H117ZM117 40H116V41H117ZM129 40H130V39H129ZM129 40L126 39L125 42H126V41H129ZM132 40H133V39H132ZM132 40H131V41H132ZM155 40H156V39H155ZM169 40H171V39H169ZM173 40L175 41V39H173ZM173 40H172V41H173ZM178 40H179V39H178ZM178 40H177V41H178ZM184 40H185V39H184ZM184 40H181V43L184 42ZM187 40H185V42H186ZM224 40H226V39H224ZM6 41H7V40H6ZM17 41H18V40H17ZM23 41H24V40H23ZM34 41H36V40H34ZM67 41H68V40H67ZM69 41H70V40H69ZM69 41H68V42H69ZM93 41H95V40H93ZM97 41H98V38H97ZM137 41H140V40L137 39ZM156 41H157V40H156ZM164 41H165V39H164ZM164 41H161L160 44H161L162 42H164ZM174 41H173V42L170 41L171 44H173ZM189 41H190V40H189ZM193 41H194V40H192V42H193ZM220 41H221V42H220ZM2 42H3V41H2ZM12 42H13V41H12ZM43 42H44V39H43ZM45 42H46V41H45ZM57 42H58V41H57ZM65 42H66V41H65ZM100 42L102 43L103 41L100 40ZM100 42H99V43H100ZM125 42H123V43H125ZM157 42L159 43V41H157ZM167 42H168V46H169V45H170V44H169V41L167 40ZM209 42H210V41H209ZM212 42H213V40H212ZM226 42H227V41H226ZM7 43H8V41H7ZM16 43H17V42H16ZM21 43H22V41H21ZM23 43H24V42H23ZM23 43H22V44H23ZM70 43H71V42H70ZM76 43H78V42H76ZM76 43H75V44L73 43V44L79 47L80 44H76ZM81 43H82V42H81ZM101 43L99 44L100 46H101ZM117 43H119V42L117 41ZM120 43H121V42H120ZM123 43H122V45H123ZM129 43H131V42L129 41ZM144 43H145V40H144ZM150 43H152V40H151ZM154 43H155V42H154ZM175 43L177 44V42H175ZM175 43H174V44H175ZM193 43L196 44L197 42H196V43L193 42ZM207 43H208V42H207ZM227 43H229V41H228ZM19 44H20V43H19ZM34 44H36V43H34ZM60 44H61V42H60ZM105 44H107V43L104 42V45H105ZM126 44H127V43H126ZM126 44H125V45H126ZM145 44H146V47H148V46H147V43H145ZM178 44H179V43H178ZM178 44H177V45H178ZM186 44H187V43H186ZM188 44H189V43H188ZM200 44H203V43H199V45H200ZM204 44H206V42H204ZM204 44H203V45H204ZM8 45H9V44H8ZM20 45H21V44H20ZM25 45H26V44H25ZM86 45H87V43H86ZM88 45L91 46V45H92V42H91V44H88ZM99 45H98V46H99ZM104 45L102 44V46H103V47H102V50H103V48H104ZM122 45L119 44V47L121 46V48H122ZM129 45H130V44H129ZM129 45H128V47H129ZM161 45H162V44H161ZM164 45H165V44H164ZM179 45H181V44H179ZM182 45L184 46V44H182ZM182 45H181V46H182ZM191 45H192V43H191L190 45H188V46L192 48L194 45H193V46H191ZM208 45H211V44H208ZM212 45H213V43H212ZM21 46H22V45H21ZM59 46H60V45H59ZM84 46H85V44H84ZM94 46H95V47H93V48H96V45H94ZM100 46H99V48H100ZM143 46H144V45H143ZM149 46H150V45H149ZM155 46H156V45H155ZM159 46H160V45H159ZM181 46H180V47H181ZM188 46H187V47H188ZM195 46H197V44H196ZM195 46H194V47H195ZM201 46H202V45H201ZM8 47H9V46H8ZM10 47H12V46H10ZM19 47H20V46H19ZM31 47H32V46H31ZM78 47H77V49L74 50V51H76L77 54H78V53L81 54V52H80L81 47H80V48H78ZM119 47H118L117 49L120 51ZM123 47H124V46H123ZM125 47H126V46H125ZM128 47H127V48H128ZM160 47H161V46H160ZM160 47H159V49H157L156 51L161 50V49L164 48V46H163L161 49H160ZM165 47L167 48V43H166V46H165ZM170 47H171V46H170ZM173 47L175 48L174 45H173ZM177 47L179 48V46H177ZM187 47H186V48L183 47V48L186 49V50H189V48L187 49ZM74 48H75V47H74ZM91 48H92V47H91ZM139 48H140V47H139ZM144 48H145V47H144ZM157 48H158V45H157ZM191 48H190V49H191ZM199 48H200V50H201V47H199ZM199 48H198V49H199ZM208 48H207V50H208ZM18 49H19V48H18ZM20 49H22V48H20ZM97 49H98V48H97ZM100 49H101V48H100ZM100 49H98V50H100ZM106 49H109V48H106ZM125 49H126V48H125ZM133 49H134V47H133ZM151 49H152V48H151ZM151 49H150V50H151ZM155 49H156V48H155ZM155 49H154V50H155ZM175 49H177V48H175ZM180 49H181V50H180ZM180 49H179V50H180V53L183 52V51H184V52H187V51L184 50V49H183V51H182V48H180ZM196 49H197V48H196ZM67 50H68V51H67ZM102 50H100L99 52H101ZM109 50H110V49H109ZM111 50H112V49H111ZM118 50H117V52H115V54H117V53L119 52ZM131 50H132V48H131ZM131 50H130V51H131ZM134 50H135V49H134ZM136 50H137V49H136ZM142 50H143V49H142ZM150 50H148L147 53H149ZM164 50H165V48H164ZM166 50H169V49H166ZM171 50H172V49H171ZM207 50L205 49V50H203V51H207ZM16 51H17V50H16ZM32 51H33V50H32ZM71 51H72V50H71ZM94 51H95V50H94ZM114 51H116V50H114ZM128 51H129V49H128ZM130 51H129V52H130ZM132 51H133V50H132ZM140 51H141V49H140ZM156 51H155L154 53H156ZM172 51H173V50H172ZM190 51H191V50H190ZM194 51H195V50H194ZM203 51H202V52H203ZM210 51H209V52H210ZM21 52H22V51H21ZM23 52H24V51H23ZM90 52H91V50H90ZM105 52H106V51H105ZM105 52H103V53H105ZM152 52H153V51H151V55H152ZM160 52H161V51H160ZM169 52H170V51H169ZM169 52H168V51H167V52H163V54L166 53L167 55H168V54L170 55ZM173 52H174V51H173ZM176 52H177V51H176ZM176 52H175V53H176ZM192 52H193V51H192ZM196 52H197V50H196ZM202 52H201V53H202ZM212 52H210V53H212ZM70 53H71V52H70ZM94 53L97 54V51H95ZM103 53H102V54H103ZM110 53H112V52H110ZM113 53H114V52H113ZM113 53H112V54H113ZM120 53H121V52H120ZM127 53H128V52H127ZM130 53H131V52H130ZM136 53H137V51H136ZM136 53H135V54H136ZM161 53H162V52H161ZM177 53H178V52H177ZM194 53H195V52H194ZM199 53H200V52H199ZM224 53H225V51H224ZM6 54H7V53H6ZM35 54H36V53H35ZM88 54H89V55H87V54L84 53L83 55H84L85 58L88 57V58H89L88 61H90V60H91V59H90L91 56H90V53H88ZM99 54H100V53H99ZM112 54H111V55H112ZM115 54H114V55H115ZM122 54H123V53H122ZM132 54H133V52H132ZM141 54H142V53H141ZM178 54H179V53H178ZM183 54H184V53H183ZM187 54H188V53H187ZM195 54H196V53H195ZM216 54H217V53H216ZM44 55H43L42 57H44ZM48 55H46V56H48ZM92 55H95V54H92ZM97 55H98V54H97ZM97 55H95L96 59L98 58ZM100 55H101V54H100ZM123 55L125 56V54H123ZM123 55H122V56H123ZM126 55H127V54H126ZM129 55H130V54H129ZM159 55H160V54H159ZM202 55H203V54H202ZM202 55H201V56H202ZM221 55H222V54H220V56H221ZM5 56H6V55H5ZM33 56H35V55H33ZM70 56H71V55H70ZM78 56H79V55H78ZM89 56H90V57H89ZM98 56H99V55H98ZM127 56H128V55H127ZM136 56H137V54L134 55V57L140 59V57H136ZM139 56H141V55H139ZM143 56H144V55H143ZM146 56H148V54H147ZM155 56H156V55H155ZM179 56L182 57V58L185 57V56L183 57V56H181V55H179ZM179 56H177V57H179ZM198 56H200V54H199ZM222 56H223V55H222ZM228 56H227V57H228ZM82 57H83V56H82ZM102 57H103V56H102ZM132 57H133V56H132ZM134 57H133V58H134ZM141 57H142V56H141ZM162 57H163V56H162ZM168 57H169V56H168ZM173 57H174V56H173ZM180 57H179V58H180ZM204 57H206V56H204ZM214 57H215V56H214ZM229 57H228V58H229ZM45 58H46V57H45ZM68 58H71V57H68ZM88 58H87V59H88ZM92 58H94V57H92ZM104 58H105V56H104L102 59H104ZM113 58H114V56H113ZM123 58H124V57H123ZM133 58H132V59H133ZM135 58H134V59H135ZM152 58H153V57H152ZM154 58H155V57H154ZM156 58H159V57H156ZM164 58H165V56H164ZM169 58H170V57H169ZM169 58L167 59V56H166V60H169ZM179 58H178V59H179ZM182 58H181V59H182ZM206 58H207V57H206ZM211 58H212V57H211ZM216 58H218L217 55H216ZM221 58H222V57H221ZM39 59H41V58H39ZM96 59H94L93 61H96ZM100 59H101V58H100ZM102 59H101V60H102ZM108 59H110V54H109V58H108ZM116 59H117V58H116ZM125 59H126V58H125ZM132 59L130 58V60H132ZM139 59H138V61L141 62L142 60H139ZM142 59H146V58L143 57ZM150 59H151V58H150ZM162 59H163V58H161V60H162ZM170 59H171V58H170ZM185 59L187 60V57H185ZM185 59H183V60H185ZM197 59H198V58H197ZM203 59H204V58H202V60H203ZM207 59H209V57H208ZM218 59H219V58H218ZM66 60H67V59H66ZM70 60H72V59H70ZM70 60H69V61H70ZM80 60H81V59H80ZM82 60H83V59H82ZM158 60H159V59H158ZM166 60H164V61H166ZM172 60H173V59H172ZM176 60H177V59H176ZM186 60H185L184 62H186ZM188 60H190V59H188ZM193 60H194V58H192V61H193ZM204 60H205V59H204ZM216 60H217V59H216ZM216 60H215V61H216ZM227 60H228V59H227ZM231 60H228L227 62H229V61L231 62ZM59 61H58V62H59ZM67 61H68V60H67ZM83 61H84V60H83ZM88 61H87V63H88ZM91 61H92V60H91ZM91 61H90V62H91ZM103 61H104V60H103ZM118 61H119V59L117 60V62H118ZM143 61H146V60H143ZM152 61H153V60H152ZM174 61H175V60H174ZM179 61H180V60H179ZM192 61H191V62H192ZM198 61H199V60H198ZM211 61H212V60H211ZM217 61H218V60H217ZM220 61H222V60L220 59ZM241 61H242V59H241ZM241 61H240V62H241ZM14 62H15V61H14ZM45 62H46V61H45ZM72 62H73V60H72ZM77 62H79V61H77ZM90 62H89V63H90ZM100 62H101V61H100ZM105 62H106V60H105L103 63H105ZM123 62H125V61H123ZM135 62H136V61H135ZM140 62H139V64H140ZM148 62H149V61H148ZM148 62H147V63H148ZM150 62H151V61H150ZM154 62H155V61H154ZM154 62L149 63V65H150V64H153ZM171 62L174 63L173 61H171ZM180 62H181V61H180ZM191 62H190V64H191ZM205 62H207V61H205ZM94 63H95V62H94ZM108 63H109V60H108ZM129 63H132V62L130 61ZM129 63H127V66L129 65ZM142 63H143V62H142ZM155 63H156V62H155ZM162 63H163V61H162ZM166 63H168V62H166ZM195 63H196V60H195ZM202 63H203V62H202ZM208 63H209V62H208ZM214 63H215V62H214ZM216 63H219V62H216ZM223 63H224V62H223ZM78 64H79V63H78ZM81 64H82V62H81ZM96 64H98V62H97ZM117 64H119V62H118ZM139 64H138V65H139ZM158 64H159V63H158ZM186 64L188 65L189 62H188V63L186 62ZM192 64L194 65V63H192ZM192 64H191V66H192ZM221 64H222V63H221ZM227 64H228V63H227ZM227 64H226V65H227ZM229 64H230V63H229ZM56 65H57V64H56ZM68 65H69V64H68ZM71 65H73V67H74V64H71ZM75 65H76V64H75ZM79 65H80V64H79ZM85 65H86V63H85ZM85 65H84V66H85ZM102 65H103V64H102ZM132 65H133V64H132ZM132 65H130L129 67L131 68ZM136 65H137V63H136ZM136 65H135L134 67H136ZM138 65H137V68H138ZM144 65H145V64H144ZM147 65H148V64H147ZM177 65H178V64H177ZM196 65H197V64H195V66H196ZM206 65H207V64H206ZM206 65H204V66L208 68V66H206ZM209 65L211 66V64H209ZM235 65H234V67L237 66V65H236V66H235ZM239 65H240V64H239ZM239 65H238V66H239ZM241 65H242V63H241ZM246 65H247V64H246ZM63 66H65V64H64ZM77 66H78V65H77ZM99 66H100V65H99ZM106 66L108 67V65H106ZM118 66H119V65H118ZM123 66H124V65H123ZM125 66H126V65H125ZM153 66L155 67V65H153ZM159 66H160L161 68H160ZM159 66H158V67L160 68V72L162 71V73H163V71H164L165 73L169 74V77H171V76H170V73H171V70H172V69H170V73H168L169 70H168V72H167V69H166V71H165L164 69L161 70L162 68L165 67V65L163 66V65L161 64V62H160ZM170 66H171V65H170ZM170 66H169V65H168V66L166 65L165 68H167V67L169 68ZM180 66H181V65H180ZM180 66H179V68H180ZM200 66H202V64H201ZM215 66H216V65H215ZM217 66H218V65H217ZM230 66H231V65H230ZM243 66H244V65H243ZM22 67H23V66H22ZM57 67H58V65H57ZM59 67H60V66H59ZM81 67H82V66H81ZM85 67H86V66H85ZM85 67H84V68H85ZM101 67H102V66H101ZM103 67H105V66L103 65ZM120 67H121V66H119V68H120ZM129 67H127V68H129ZM141 67H144V66H141ZM150 67H151V66H150ZM158 67H157L156 69H158ZM184 67H187V66L184 65ZM189 67H190V66H188V68H189ZM193 67H194V66H193ZM202 67H203V66H202ZM202 67H201V68H202ZM219 67H220V64H219ZM219 67H218V68H219ZM227 67H228V66H227ZM227 67H226L225 69H227ZM232 67H233V64H232ZM232 67H230V68H232ZM259 67H258V69H259ZM74 68H75V67H74ZM78 68H79V67H78ZM87 68H88V64H87ZM91 68H92V67H91ZM91 68H90V69H91ZM93 68H94V67H93ZM98 68H99V67H98ZM98 68H97V70H96L97 72L99 71ZM110 68H111V67H110ZM124 68H125V67H124ZM148 68H149V66H148ZM148 68H147V69H148ZM172 68H174V71H175L176 65H175V67L172 65ZM203 68H204V67H203ZM203 68H202V69H203ZM209 68H210V67H209ZM211 68H212V66H211ZM230 68L228 67V70H229ZM242 68H243V67H242ZM245 68H246V67H245ZM248 68H246V69L249 70ZM45 69H46V68H45ZM45 69H44L43 71H45ZM65 69H67V67H66ZM85 69H86V68H85ZM139 69H141V68H139ZM143 69H144V68H143ZM147 69H146V70H147ZM156 69L154 68V70H156ZM176 69H177V68H176ZM190 69H192V68H190ZM190 69H186V70H189V71H190ZM195 69H196V67L194 68V70H195ZM237 69H239V67H238ZM60 70H61V69H60ZM60 70H59V71H60ZM77 70H78V69H77ZM80 70H81V72L83 71L82 69H80ZM93 70H94V69H93ZM104 70H106V68H104ZM111 70H112V69H111ZM114 70H115V69H114ZM126 70H127V69H126ZM146 70H145V71H146ZM148 70H149V71H147V72H150V73H151L152 69H148ZM150 70H151V71H150ZM154 70H153V71H154ZM158 70H159V69H158ZM158 70H157V71H158ZM181 70H182V68H181ZM181 70H179V72H180ZM184 70H185V68H184ZM184 70H182V71H184ZM194 70H191V71H194ZM203 70H204V69H203ZM210 70H211V69H210ZM210 70H209V72H210ZM220 70H221V69H220ZM2 71H3V70H2ZM46 71H47V70H46ZM68 71H69V70H68ZM70 71H71V70H70ZM139 71H140V70H139ZM142 71H143V70H142ZM153 71H152V72H153ZM196 71H197V70H196ZM201 71H202V70H201ZM214 71H215L214 69H213V71L211 70L212 73H213ZM224 71H225V70H224ZM226 71H227V70H226ZM232 71H233V68H232ZM240 71H242V70H240ZM250 71H251V70H250ZM259 71H262V72H263V69H262V70H259ZM259 71H257V72H259ZM50 72H51V71H50ZM50 72H49V73H50ZM71 72H72V71H71ZM77 72H78V71H77ZM77 72H76V73H77ZM86 72H87V71H86ZM86 72H85V74H86V77H87V73H86ZM91 72H92V70H91ZM112 72H114V71H112ZM118 72H119V71H118ZM147 72H146V73H147ZM158 72H159V71H158ZM177 72H178V71H177ZM215 72H216V71H215ZM235 72H237L236 69H235ZM248 72H249V71H248ZM248 72L246 71V73H248ZM15 73H16V72H15ZM40 73L42 74V72H40ZM49 73H48V74H49ZM63 73H66V71H65V72L63 71ZM78 73H79V72H78ZM92 73H93V72H92ZM129 73H131V71H130ZM180 73H181V72H180ZM182 73H183V72H182ZM189 73H190V72H189ZM189 73H188V74H189ZM194 73H195V72H194ZM198 73H199V72H198ZM207 73H208V72H207ZM227 73H228V72H227ZM227 73H226V75H227ZM238 73H239V72H238ZM238 73H237V74H238ZM241 73H242V72H241ZM259 73H261V72H259ZM67 74H68V73H67ZM70 74H71V73H70ZM83 74H84V73H83ZM114 74H117V71H116ZM139 74H141V72H140ZM157 74L159 75V73H157ZM157 74H156V75H157ZM173 74H174V72H173ZM188 74H187V75H188ZM192 74H193V72H192ZM229 74H231V72H230ZM20 75L22 76V74H20ZM20 75H19V76H20ZM42 75H43V74H42ZM51 75H52V74H51ZM68 75H69V74H68ZM79 75H80V73H79ZM90 75H91V73H90ZM95 75H96V74H94V76H95ZM134 75H135V74H134ZM153 75H154V73H153ZM156 75H155V76H156ZM174 75H175V74H174ZM174 75H173V76H174ZM203 75H204V74H203ZM203 75L200 74V76H202V78H203ZM246 75H247V74H246ZM256 75H257V74H256ZM256 75H255V77H256ZM43 76H45V75H43ZM73 76H74V75H73ZM73 76H68V77H71V78H72ZM83 76H84V75H83ZM91 76H93V74H92ZM105 76H107V74H106ZM109 76H110V75H109ZM109 76H108V77H109ZM128 76H129V74H128ZM130 76H131V75H130ZM145 76H146V75H145ZM176 76H177V74H176ZM178 76H179V75H178ZM180 76H181V74H180ZM185 76H186V75H185ZM188 76H189V75H188ZM188 76H186V77H188ZM193 76H194V74H193ZM207 76L210 77V74L207 75ZM211 76H213V75H211ZM215 76H216V75H215ZM234 76H235V75H234ZM259 76H260V75H259ZM47 77H49V76L47 75ZM47 77H46V78H47ZM61 77H62V76H60L59 79H62ZM65 77H66V75H65ZM79 77H80V76H79ZM103 77H104V76H103ZM103 77H102V79H103ZM111 77H112V75H111ZM111 77H110V78H111ZM118 77H120V76H118ZM118 77H117V78H118ZM125 77H127V76H125ZM131 77H132V76H131ZM142 77H143V76H142ZM142 77H141V78H142ZM151 77H153V76H151ZM151 77H149V78H151ZM156 77H158V76H156ZM174 77H175V76H174ZM174 77H172L171 79H173ZM190 77H191L190 80H192L193 77H192L191 75H190ZM204 77H206V76H204ZM209 77H208V78H209ZM228 77H229V75H228ZM230 77H232V75H231ZM246 77H248V76H246ZM257 77H258V76H257ZM257 77H256V78H257ZM37 78H39V77H37ZM37 78H36V79H37ZM41 78H42V77H41ZM49 78H50V77H49ZM56 78H58V75L56 76ZM71 78H70V79H71ZM83 78H84V77H83ZM95 78H97V77H95ZM100 78H101V76H100ZM105 78H107V77H105ZM117 78H116V79H117ZM123 78H124V77H123ZM147 78H148V77H147ZM154 78H155V77H154ZM167 78H168V76H167ZM176 78H178V77H176ZM180 78H181V77H180ZM195 78H197V77L195 76ZM198 78H199V77H198ZM200 78H201V77H200ZM202 78H201V79H202ZM211 78H212V77H211ZM224 78L226 79L227 76L224 77ZM224 78H223V80H225ZM237 78H238V77H237ZM240 78H241V77H240ZM240 78L238 79V82L240 81ZM42 79H44V78H42ZM42 79H41V80H42ZM59 79H57V80H59ZM65 79H66V78H65ZM67 79H68V78H67ZM67 79H66V80H67ZM70 79H69V80H70ZM98 79H99V78H98ZM126 79H128V78H126ZM133 79L136 80L135 78H133ZM133 79L131 80L132 82H133ZM161 79H162V78H161ZM161 79H159V81H161ZM203 79H204V78H203ZM229 79H230V78H229ZM229 79H228V81H230ZM247 79H248V78H247ZM33 80H34V79H33ZM69 80H68V81H69ZM96 80H97V79H96ZM103 80H104V79H103ZM105 80H106V79H105ZM111 80H112V78H111ZM123 80H124V79H123ZM143 80H144V79H143ZM145 80H146V77H145ZM149 80H151V79H149ZM163 80H164V79H163ZM168 80H170V78H169ZM196 80H198V79H196ZM204 80H205V79H204ZM204 80H203V81H204ZM223 80H222V81H223ZM249 80H250V78H249ZM252 80H253V79H252ZM262 80H263V79H262ZM34 81H36V80H34ZM60 81H61V80H59V83H62V82H63V81H61V82H60ZM68 81H67V82H68ZM83 81L87 82L86 80H83ZM88 81H89V80H88ZM91 81H92V80H91ZM93 81H94V80H93ZM99 81H100V79H99L98 82H97V83H98L97 86H98V88L100 89V86H101L100 83H101V82L99 83ZM107 81H108V78H107ZM114 81H115V80H114ZM125 81H126V80H125ZM137 81H138V80H137ZM137 81H136V82H137ZM153 81L156 82V83L158 82V80H156V79L153 80ZM153 81H152V82H153ZM164 81H165V80H164ZM176 81H178V80H176ZM179 81H180V79H179ZM186 81H187V80H186ZM192 81H193V80H192ZM192 81H191V82H192ZM215 81H216V80H215ZM236 81H237V80H236ZM242 81H243V80H242ZM42 82H43V81H42ZM64 82H65V81H64ZM94 82H95V81H94ZM119 82H120V80H119ZM129 82H130V81H129ZM132 82H131V84H132ZM138 82H140V78H139V81H138ZM143 82H145V81H142V83H140V84L137 83L138 86H139V85L141 86V84L143 85ZM183 82H184V81H183ZM183 82H182V83H183ZM187 82H188V81H187ZM204 82H208V81H204ZM209 82H210V81H209ZM218 82H221V79H220V81H218ZM225 82H226V81H225ZM246 82H247V81H246ZM250 82H251V81H250ZM250 82H249V83H250ZM70 83H71V82H70ZM104 83H105V82H104ZM123 83H124V82H123ZM133 83H134V82H133ZM147 83H148V82H147ZM147 83H146V84H147ZM156 83H155V85H156ZM159 83H160V82H159ZM159 83H158V85H156V86H163V84L166 83V81H165L164 83L162 82V85H159ZM189 83H190V82H189ZM198 83H199V82H198ZM236 83H237V82H236ZM242 83H243V82H242ZM244 83H245V82H244ZM244 83H243V84H244ZM249 83H247L246 85H244V88H245V94L251 90L254 94H256V95L259 94L258 97H260L261 99L264 100V85H263V87H262L261 84H260L261 82H260V83H253L254 87H252V85H250ZM32 84H33V83H32ZM40 84H41V82H40ZM63 84H64V83H63ZM66 84H67V83H65V85H63V86H66ZM71 84H72V83H71ZM71 84H70V88H69L70 90H72ZM82 84H84V83H82ZM90 84H91V83H90ZM95 84H96V83H95ZM101 84H102V83H101ZM112 84H113V83H112ZM124 84H125V83H124ZM137 84H136V85H137ZM144 84H145V83H144ZM150 84H151V83H150ZM150 84H149V85H150ZM160 84H161V83H160ZM175 84H177V83H176V82L173 83V81H172V85L174 86ZM184 84H185V83H184ZM191 84H192V83H191ZM206 84H207V83H206ZM209 84H210V83H209ZM243 84H241V85H243ZM259 84H260V85H259ZM263 84H264V83H263ZM34 85H35V82H34ZM72 85H73V84H72ZM103 85H104V84H103ZM110 85H111V84H110ZM133 85H134V84H133ZM169 85H170V84H169ZM172 85H171V86H172ZM189 85H190V84H189ZM192 85H193V84H192ZM199 85L201 86L202 84H199ZM204 85H205V84H204ZM204 85H203V88H204ZM213 85H214V83L212 84V86H213ZM217 85H219V84H217ZM241 85H240V86H241ZM4 86H5V85H4ZM4 86H1V85H0V88H1V89H2V88H5ZM9 86H10V85H9ZM11 86H12V85H11ZM57 86H58V85H57ZM82 86H85V84L82 85ZM82 86L80 85V86H78V88L80 87L81 90L83 91ZM97 86L95 87L96 89H97ZM112 86H113V85H112ZM115 86H116V84H115ZM117 86H118V85H117ZM120 86H121V85H120ZM122 86H123V84H122ZM122 86H121V87H122ZM124 86H125V85H124ZM128 86H129V85H128ZM130 86L133 87L132 85H130ZM130 86H129V87H130ZM134 86H135V85H134ZM140 86H139V88H140ZM167 86H168V85H167ZM179 86L181 87L182 84L179 85ZM179 86H178V87H179ZM187 86H188V85H187ZM205 86H206V85H205ZM226 86H227V85H226ZM240 86H239V88H240ZM31 87H32V86H31ZM39 87H40V86H39ZM55 87H56V86H55ZM59 87H61V86H59ZM59 87H58V88H59ZM103 87H105V86H103ZM106 87H108V86H106ZM126 87H127V86H126ZM126 87H124V90H125ZM136 87H137V86H136ZM142 87H143V86H142ZM144 87H145V85H144ZM152 87H153V86H152ZM152 87H150V88H148V89L151 90ZM164 87H165V86H164ZM169 87H170V86H169ZM190 87H191V86H189V88H187V90H188V89L190 90V89H191ZM208 87H209V86H208ZM215 87H216V86H215ZM217 87H219V86H217ZM230 87H231V86H230ZM34 88H35V86H34ZM44 88H45V87H44ZM58 88H56V89L59 90ZM61 88H63V87H61ZM76 88H77V87H76ZM118 88L120 89V87H118ZM145 88H147V87H145ZM153 88L155 89V87H153ZM176 88H177V87H176ZM176 88H175V89H176ZM197 88H198V87H197ZM201 88H202V87H200L199 90H200ZM205 88H206V87H205ZM225 88H226V87H225ZM234 88H235V87H233V89H234ZM239 88H238V90H239ZM38 89H39V88H38ZM51 89H52V88H51ZM69 89H68V91H69ZM93 89H94V88H93ZM96 89H95V90H96ZM112 89H113V88H112ZM112 89H111V90H112ZM128 89H129V88H128ZM134 89H135V87H134ZM134 89H133V90H134ZM158 89H159V88H158ZM183 89H184V88H183ZM207 89H209V88H207ZM215 89H217V88H215ZM229 89H230V88H229ZM13 90H15V89H13ZM16 90H17V89H16ZM35 90H36V89H35ZM43 90H45V93L47 92L46 89H43ZM74 90H75V89H74ZM81 90H80V91H81ZM120 90H121V89H120ZM120 90H119V92H120ZM124 90H123V92H126V91H124ZM129 90H130V89H129ZM129 90H128V92H129ZM138 90H139V89H138ZM142 90H143V89H142ZM145 90H146V89H145ZM150 90H149V91H150ZM213 90H214V89H213ZM223 90H224V89H223ZM238 90H237V91H238ZM241 90H242V89H241ZM55 91H56V90H55ZM60 91H61V90H60ZM80 91H79V92H80ZM82 91H81V92H82ZM87 91H88V90H87ZM92 91H93V90H92ZM97 91H98V90H97ZM131 91H132V90H131ZM134 91H135V90H134ZM149 91H148V92H149ZM154 91H155V90H154ZM175 91H176V90H174V92H175ZM185 91H186V90H184V92H185ZM193 91H194V90H193ZM196 91H197V89L194 91V93H196ZM206 91H207V90H206ZM4 92H5V91H4ZM4 92H2V93L0 94V111H1V110L4 108V106L6 105V101L8 100V97H9V96H7L9 93L5 94ZM43 92H44V91H43ZM43 92H42V93H43ZM52 92H53V91H52ZM57 92H58V91H57ZM70 92H71V91H70ZM121 92H122V91H121ZM123 92H122V93H123ZM128 92H127V93H128ZM148 92H146V94H148ZM190 92H191V90L188 92V94H189ZM222 92H223V91H222ZM222 92H221V93H222ZM224 92H225V91H224ZM252 92H251V93H252ZM61 93H62V92H61ZM61 93H60V94H61ZM95 93H96V92H95ZM106 93H108V92H106ZM111 93H112V91H111ZM116 93H118L117 90H116ZM136 93L139 94V92H135V94H136ZM143 93H144V92H143ZM143 93H142V94H143ZM151 93H152V92H151ZM168 93H170V91H169ZM185 93H186V92H185ZM216 93H218V91H217ZM241 93H242V92H241ZM241 93H240V94H241ZM251 93H250V94H251ZM14 94H15V93H14ZM16 94H17V93H16ZM67 94H68V93H67ZM109 94H110V93H109ZM131 94H132V92L130 93V95H131ZM146 94H144V95H146ZM182 94H183V93H182ZM205 94H206V92L204 93V95H205ZM208 94H210V92H209ZM222 94H223V93H222ZM238 94H239V93H238ZM238 94H237V95H238ZM245 94H244V95H245ZM44 95H45V94L43 93V96H44ZM50 95H51V94H50ZM50 95H49V96H50ZM58 95H59V94H58ZM58 95H55V92H54V96H55L54 98H56V96H58ZM92 95H93V94H92ZM106 95H107V94H106ZM113 95H114V98H115V95L117 96V94H115V93H114ZM113 95H112V96L109 95V96H110L109 98H112ZM118 95H120V94H118ZM122 95H123V94H122ZM122 95H121V97H122ZM125 95H126V93H125ZM127 95H128V94H127ZM158 95H159V94H158ZM162 95L164 96V94H162ZM183 95H185V94H183ZM219 95L221 96V94H219ZM251 95H252V94H251ZM87 96H88V95H87ZM131 96H132V95H131ZM240 96H243V95L241 94ZM254 96H255V95H254ZM254 96H253V98H254ZM11 97H12V96H11ZM41 97H42V96H41ZM63 97H64V96H63ZM74 97H75V98L78 97V94L75 95ZM74 97H72V99H73ZM104 97H105V95H104ZM140 97H141V96H140ZM142 97H143V96H142ZM164 97H165V96H164ZM167 97H168V96H167ZM186 97H187V96H186ZM191 97H192V96H190V98H191ZM194 97H195V95H194ZM203 97H204V96H203ZM250 97L252 98V96H250ZM258 97L256 98V100H258ZM49 98H50V97H49ZM51 98H52V97H51ZM65 98H66V97H65ZM102 98H103V96H102ZM135 98L138 99L137 97H135ZM155 98H156V97H155ZM155 98H154V99H155ZM160 98H161V97H160ZM172 98H173V97H172ZM172 98H171V99H172ZM176 98H177V97H176ZM176 98H175V100H177ZM183 98H184V97H183ZM183 98H182V99H183ZM190 98H188V99H190ZM201 98H202V97H201ZM204 98H205V97H204ZM236 98H238V97H236ZM59 99H60V97H59ZM61 99H62V97H61ZM63 99H64V98H63ZM72 99H71V100H72ZM79 99H80V98H79ZM100 99H101V98H100ZM103 99H105V98H103ZM115 99H116V98H115ZM119 99H122V98H120V96H119ZM123 99H125V97H124ZM129 99H130V98H129ZM136 99H135V100H136ZM141 99H143V98H141ZM169 99H170V98H169ZM178 99H180V97H178ZM195 99H196V98H195ZM195 99H194V100H195ZM202 99H203V98H202ZM228 99H229V98H228ZM245 99H246V98H245ZM248 99H250V98H248ZM261 99H260V100H261ZM66 100H67V99H66ZM66 100H64V101H66ZM69 100H70V99H69ZM89 100H90V99H89ZM89 100H88V102H89ZM116 100H118V99H116ZM127 100H128V98H127ZM130 100H132V99H130ZM180 100H181V99H180ZM239 100H240V99H239ZM241 100H243V99H241ZM241 100H240V102H241ZM254 100H255V98H254L252 101H254ZM45 101H46V100H45ZM56 101H58V100H56ZM74 101H75V99L73 100V102H74ZM104 101H105V100H104ZM104 101H103V102H104ZM107 101H108V100H107ZM107 101H106V102H107ZM112 101H113V100H112ZM112 101L109 100V102H112ZM121 101H122V100H121ZM177 101H178V100H177ZM204 101H205V100H204ZM224 101H225V100H224ZM247 101H248V100H247ZM252 101H251V102H252ZM48 102H49V100H48ZM58 102H59V101H58ZM60 102H62V101H60ZM99 102H100V101H99ZM115 102H116V101H114V104H115ZM118 102H120V101H118ZM118 102H116V103H117L116 106L120 105V103L118 104ZM136 102H137V101H136ZM184 102L186 103V100H185ZM202 102H203V101H202ZM226 102H228V101L226 100ZM233 102H234V101H233ZM244 102H245V101H244ZM244 102H243V105H244ZM255 102L258 103L257 101H255ZM263 102H264V101H263ZM41 103L43 104V100H42ZM51 103H52V102H51ZM51 103H49V104L51 105ZM63 103H64V102H63ZM66 103H68V101H67ZM82 103H83V102H82ZM95 103H96V102H95ZM95 103H94V106H95ZM97 103H98V102H97ZM125 103H126V102H125ZM193 103H194V102H193ZM230 103H232V101H231ZM260 103H261V102L259 101L258 105H259ZM47 104H48V103H47ZM57 104H58V103H56V105H57ZM78 104H79V103H78ZM91 104H92V103H91ZM101 104H102V103H101ZM114 104H113V105H114ZM121 104H122V103H121ZM130 104H131V103H130ZM170 104H171V103H170ZM183 104H184V103H183ZM238 104H239V103H238ZM253 104H254V103L252 102V105H253ZM24 105H25V104H24ZM58 105H59V104H58ZM109 105L111 106V104H109ZM125 105H126V104H125ZM155 105H156V104H155ZM243 105H242V106H243ZM247 105H248V104H246V105H244V106L246 107ZM258 105H257V106H258ZM262 105H263V104H262ZM262 105H260V106H262ZM17 106H19V105H17ZM34 106H35V105H34ZM48 106H49V105H48ZM48 106H47V109H46V110H48V108L51 109L54 105H53V106L51 105V107H48ZM62 106H63V105H62ZM64 106H66V105H64ZM64 106H63V107H64ZM76 106H77V105H76ZM76 106H75V107H76ZM107 106H108V104H107ZM114 106H115V105H114ZM123 106H124V104H123ZM134 106H135V105H134ZM168 106H169V105H168ZM208 106H209V105H208ZM211 106H212V105H211ZM222 106H224V105H222ZM227 106H229V105H227ZM237 106H238V105H237ZM242 106H241V107H242ZM253 106H254V105H253ZM255 106H256V105H255ZM255 106H254V108H255ZM257 106H256V108H257ZM119 107L124 108V107H122V106H119ZM119 107H118V108H119ZM131 107H132V106H130V108H131ZM241 107H240V108H241ZM247 107H248V106H247ZM36 108H37V107H36ZM40 108H41V107H40ZM109 108H110V107H109ZM112 108L114 109V108H116V107H113V106H112ZM112 108H111V109H112ZM204 108H205V107H204ZM243 108H244V107H243ZM252 108H253V107H252ZM252 108H251V109H252ZM259 108H260V107H259ZM263 108H264V105H263ZM263 108H262V109H263ZM41 109H42V108H41ZM61 109H62V108H61ZM69 109H70V107H69ZM72 109H73V108H72ZM85 109H86V108H85ZM101 109L104 110L103 108H101ZM101 109H100V110H101ZM106 109H108V107H106ZM111 109H109V110L111 111ZM119 109H120V108H119ZM125 109H126V108H125ZM133 109H134V108H133ZM139 109H141V108L139 107ZM158 109H159V108H158ZM208 109H209V108H208ZM227 109H228V108H227ZM241 109H242V108H241ZM262 109H261V110H262ZM12 110H13V109H12ZM12 110H11V111H12ZM35 110H36V109H35ZM81 110H83V109L81 108L80 111H81ZM121 110H122V109H120L118 112H120ZM145 110H146V109H145ZM211 110H212V109L210 108V111H211ZM218 110H219V108H218ZM238 110H239V109H238ZM244 110H246V109H244ZM244 110H242V111H244ZM255 110H256V109H255ZM257 110H258V108H257ZM261 110H260V111H261ZM11 111H9V110L6 109V115H7L9 118H12V117L14 116L13 114H11ZM36 111H37V110H36ZM48 111H50V110H48ZM97 111H98V110H97ZM113 111H114V110H113ZM116 111H117V109H116ZM127 111H128V110H127ZM131 111H132V110H131ZM193 111H194V110H193ZM252 111H253V110H252ZM16 112H18V110H17ZM46 112H47V111H46ZM46 112H45V113H46ZM55 112H56V111H55ZM55 112H54V113H55ZM128 112H130V111H128ZM128 112H127V113H128ZM169 112H170V111L168 110L167 113H169ZM172 112H173V111H172ZM172 112H171V113H172ZM196 112H197V111H196ZM206 112H207V111H206ZM206 112H204V113H206ZM236 112H237V111H236ZM253 112H254V111H253ZM253 112H252V114H253ZM28 113H29V110H28ZM86 113H88V112H86ZM90 113H91V112H90ZM105 113L107 114V113H108V110H107ZM105 113L103 112L104 115H106ZM110 113H111V112H110ZM204 113H202V115H203ZM208 113H209V111H208ZM208 113H207V114H208ZM215 113H216V111H215ZM215 113H212V114H215ZM218 113H219V112H218ZM229 113H230V115H231L232 112L230 111ZM229 113H228V114H229ZM247 113L249 114V112H247ZM261 113H262L261 116L264 117V111H262ZM101 114H102V113H101ZM114 114H115V111H114L113 115H111V116H114ZM116 114H117V113H116ZM130 114H131V113H130ZM172 114H176V113H172ZM188 114H189V113H188ZM188 114H187V117H188ZM234 114H235V113H234ZM241 114H242V113H241ZM241 114H240V116H241ZM243 114H245V112H244ZM254 114H255V112H254ZM254 114H253V115H254ZM258 114H259V113H258ZM52 115H54V114H52ZM52 115H51V116H52ZM73 115H75V114H73ZM92 115H93V114H92ZM104 115H103V116H104ZM124 115H125V114H124ZM128 115H129V114H128ZM177 115H178V114H177ZM199 115H201V114H199ZM199 115H198V116H199ZM210 115H211V114H210ZM230 115H228V116H230ZM253 115H252V116H253ZM19 116H20V115H19ZM54 116H55V115H54ZM89 116H90V115H89ZM107 116H109V114H107ZM116 116H117V115H116ZM116 116H115V117H116ZM121 116H123V114H122ZM126 116H127V115H126ZM131 116H133V115H131ZM198 116H197V117H198ZM203 116H204V115H203ZM220 116H221V115H220ZM242 116H243V115H242ZM245 116H246V114H245ZM254 116H255V118H256L258 115H257V116L254 115ZM261 116H260V117H261ZM47 117H49V116H47ZM85 117H86V116H85ZM96 117H98V116H95V118H96ZM104 117H105V116H104ZM205 117H206V115H205ZM208 117H209V115H208ZM232 117H234V116L232 115ZM246 117H247V116H246ZM263 117H262V119H263ZM50 118H51V117H50ZM52 118H53V117H52ZM86 118H87V117H86ZM86 118H84V119L81 118V119H82L83 121H85ZM95 118H94L93 120H95ZM100 118H101V117H100ZM105 118H106V117H105ZM108 118H109V117H108ZM118 118H119V117H118ZM171 118H172V116H171ZM175 118H177V117H175ZM203 118H204V117H203ZM203 118H202V119H203ZM210 118H211V116H210ZM210 118H209V119H210ZM216 118H217V117H216ZM230 118H231V117H230ZM250 118H251V117H250ZM250 118L248 117V119H250ZM253 118H254V117H253ZM253 118H252V119H253ZM53 119L55 120V118H53ZM79 119H80V118H79ZM96 119H97V118H96ZM101 119H102V118H101ZM111 119H112V118H111ZM113 119H115V118L113 117ZM116 119H117V118H116ZM130 119H131V117H130ZM130 119H129V120H130ZM177 119H178V118H177ZM221 119H222V118H221ZM221 119H220V120H221ZM242 119H243V117H242ZM242 119H240V120H242ZM259 119H260V118H259ZM23 120H24V119H23ZM41 120H42V119H41ZM41 120H40V121H41ZM56 120H58V119H56ZM86 120H87V119H86ZM102 120H103V119H102ZM109 120H110V119H109ZM118 120H119V119H118ZM121 120H122V119H121ZM125 120H127V118H126ZM125 120H123V122H125ZM164 120H165V119H164ZM169 120H170V119H169ZM171 120H173V119H171ZM185 120H186V119H185ZM185 120H184V121H185ZM199 120H200V119H199ZM236 120H237V118H236ZM236 120H235V121H236ZM240 120H238L237 125L242 123ZM255 120H256V119H255ZM255 120H254V121H255ZM76 121H77V120H76ZM88 121H91V120L88 119ZM179 121H180V120H179ZM182 121H183V120H182ZM184 121H183V123H184ZM196 121H197V120H196ZM201 121H202V120H201ZM201 121H199V122L201 123ZM209 121H210V120H208L206 123H209ZM242 121H243V120H242ZM244 121H247V119L245 118ZM248 121H249V120H248ZM251 121H253V120H251ZM251 121H250V122H251ZM257 121H258V120H257ZM262 121H263V120H262ZM36 122H37V121H36ZM55 122H56V121H55ZM77 122H78V121H77ZM85 122H86V121H85ZM91 122H92V121H91ZM101 122H102V121H101ZM174 122H175V121H174ZM174 122H172V123H174ZM231 122H232V121H231ZM231 122H230V123H231ZM34 123H35V121H34ZM40 123H43V122L41 121ZM93 123H94V121L92 122V124H93ZM107 123H108V122H107ZM109 123H110V122H109ZM109 123H108V125H109ZM116 123H117V121H116ZM126 123L128 124V122H126ZM200 123H199V124H200ZM206 123H205V125H206ZM215 123H216V122H215ZM246 123H247V122H246ZM255 123H257V122H255ZM255 123H254V124H255ZM12 124H14V123H12ZM20 124H21V123H19V125H20ZM32 124H33V123H32ZM35 124H36V123H35ZM35 124H34V125H35ZM38 124H39V123H38ZM85 124H87V123H83V125H85ZM92 124H91V126L94 125V127L97 125V124H96V125H95V124L92 125ZM99 124H100V123H99ZM99 124H98V126H99ZM118 124H119V123H118ZM132 124H133V123H132ZM152 124H153V123H152ZM152 124H151V125H152ZM168 124H170V123H168ZM211 124H212V123H211ZM222 124H223V123H222ZM248 124H249V123H248ZM254 124H253V125H254ZM257 124H258V123H257ZM260 124H261V123H260ZM14 125H15V124H14ZM39 125H40V124H39ZM56 125H57V124H56ZM68 125H69V124H68ZM108 125H107V126H108ZM113 125H115V123H114ZM116 125H117V124H116ZM212 125H213V124H212ZM229 125H230V124H229ZM232 125H233V123H232ZM232 125H231L230 127H232ZM59 126H60V125H59ZM109 126H110V125H109ZM170 126H171V125H170ZM40 127H41V126H39L38 128H40ZM52 127L54 128L53 125H52ZM66 127H68V126H66ZM66 127H65V128H66ZM86 127H87V126H86ZM86 127H85V128H86ZM100 127H102V126H100ZM100 127H99V128H100ZM103 127H104V126H103ZM103 127H102L101 129H103V131H104V128H103ZM230 127H229V128H230ZM235 127H236V125H235ZM240 127H242V126H240ZM254 127H255V126H254ZM29 128H30V127H29ZM75 128H76V126H75ZM96 128H97V127H96ZM96 128H95V129H96ZM105 128H106V123H105ZM112 128H113V130H114V127L111 126L110 129H112ZM115 128H116V127H115ZM125 128H126V127H125ZM202 128L204 129V127H202ZM213 128H214V127H213ZM248 128H250V126H249ZM252 128H253V126H252ZM252 128H251V129H252ZM256 128H257V129H256ZM256 128H255V129L253 128L254 130H252L251 132H249L248 140L250 141V143H249L250 146H249V148H248V150H247L246 152H249L250 155H251V153H252V155H257V158H258V161H259V162H258V163H259V164H258V168L260 167V169H264V122H263L262 125H260L259 127H258V125H257ZM30 129L32 130V126H31ZM34 129H35V128H34ZM121 129H122V126H121ZM198 129H199V128H198ZM219 129H221V128H219ZM223 129H224V128H223ZM239 129H240V128H239ZM4 130H5V129H4ZM4 130H3V131H4ZM37 130H38V129H37ZM49 130H50V129H49ZM51 130H52V129H51ZM58 130H59V129H58ZM91 130H92V129H91ZM93 130H94V128H93ZM98 130H99V132H100V129H98ZM98 130H97V131H98ZM200 130H201V129H200ZM204 130H205V129H204ZM221 130H222V129H221ZM247 130H249V129H247ZM55 131H56V130H55ZM55 131H54V132H55ZM74 131H75V130H74ZM108 131H109V130H108ZM217 131H218V130H217ZM227 131H229V130H227ZM235 131H236V130H235ZM235 131H234V132H235ZM240 131H241V130H240ZM240 131L237 130V132H240ZM245 131H246V130H245ZM245 131H243V132H245ZM46 132H47V131H46ZM70 132H71V131H70ZM94 132H95V131H94ZM127 132H128V130H127ZM195 132H198V130L196 131V129H195ZM195 132H194L193 134H195ZM234 132H233V133H234ZM35 133L37 134V132H35ZM57 133H58V132H57ZM114 133H115V131H114ZM171 133H172V132H171ZM175 133H176V132H175ZM225 133H226V131H225ZM225 133H224V134H225ZM227 133L229 134V132H227ZM23 134H24V132H23ZM40 134H41V133H40ZM55 134H56V133H55ZM154 134H155V132H152L150 135H154ZM193 134H192V135H193ZM221 134H222V133H221ZM240 134H241V133H240ZM242 134H245V135H246V133H242ZM50 135H52V134H50ZM67 135H68V134H67ZM86 135H89V134L87 133ZM108 135H110V134H108ZM111 135H112V134H111ZM111 135H110V136H111ZM113 135H114V134H113ZM210 135H211V134H210ZM210 135H209V136H210ZM213 135H214V134H213ZM233 135H234V134H233ZM233 135L231 134V136H233ZM19 136H20V135H19ZM21 136H23V135H21ZM80 136H81V135H80ZM83 136H84V134H83ZM134 136H135V135H134ZM217 136H218V134H217ZM219 136H220V135H219ZM240 136H241V135H240ZM67 137H69V135H68ZM84 137H86V136H84ZM91 137H92V139L94 138L93 136H91ZM191 137H192V136H191ZM191 137H190V138H191ZM198 137H199V136H198ZM200 137H201V135H200ZM200 137H199V138H200ZM213 137H214V136H213ZM221 137H222V136H221ZM17 138H18V137H17ZM38 138H39V136H38ZM65 138H66V137H65ZM86 138H87V137H86ZM98 138H99V136H98ZM118 138H119V136H118ZM190 138H189L188 141H190ZM203 138H204V137H203ZM203 138H202L201 140H203ZM209 138H210V137H208V139H209ZM214 138H215V137H214ZM229 138H230V137H228V139H229ZM240 138H241V137H240ZM256 138H257L258 142H257V144H255L256 142L254 141L255 143L253 144L252 141L255 140ZM3 139H4V138H3ZM10 139H11V138H10ZM66 139H67V138H66ZM66 139H65V141H67ZM74 139H75V141H77V140H76V137H75ZM94 139H95V138H94ZM94 139H93V140H94ZM133 139H134V138H133ZM225 139L227 140V137H226ZM232 139H236V136H235V138H232ZM43 140H44V139H43ZM60 140H61V139H60ZM88 140H89V138H88ZM88 140H86V141H88ZM96 140H97V138H96ZM211 140H212V136H211ZM211 140H210V141H211ZM248 140H247V141H248ZM56 141H57V140H56ZM58 141H59V140H58ZM128 141H129V140H128ZM132 141H133V140H132ZM192 141H196V140L193 138ZM213 141H214V139H213ZM215 141H216V140H215ZM238 141H239V140H238ZM5 142H6V141H5ZM1 143H2V142H1ZM50 143H51V142H50ZM65 143H66V142H65ZM88 143H89V141L86 142V144H88ZM190 143H191V141H190ZM223 143H224V142H223ZM226 143H227V142L225 141V143L223 144V146L226 145ZM29 144H30V143H29ZM29 144H28V145H29ZM89 144H90V143H89ZM211 144H212V142H211ZM79 145H80V144H79ZM83 145H84V144H83ZM105 145H106V144H105ZM188 145H189V147H190V144H188ZM194 145H195V143H194ZM196 145H197V144H196ZM212 145H213V144H212ZM233 145H234V144H233ZM21 146H22V145H20V147H21ZM74 146H76V145H74ZM98 146L101 148V145H98ZM231 146H232V145H231ZM231 146H230V147H231ZM254 146H255V147H254ZM42 147H43V146H42ZM42 147H41V148H42ZM49 147H50V146H49ZM49 147H48V148H49ZM187 147H188V146H187ZM187 147H186V148H187ZM2 148L4 149V146H3ZM12 148H13V147H12ZM74 148H75V147H74ZM74 148H73V149H74ZM78 148H79V147H78ZM173 148H175V146H173ZM220 148H221V150L219 149V151H218L219 153H220V151H223V150L225 149L224 147H223L224 149H222V147H220ZM243 148H244V147H243ZM243 148L241 149V151H243ZM3 149H2V150H3ZM49 149H50V148H49ZM55 149H56V148H55ZM55 149H54V150H55ZM148 149H149V148H148ZM201 149H204V150H205V148H201ZM54 150H53V151H54ZM65 150H66V149H65ZM76 150H77V147H76ZM186 150H187V149H186ZM199 150H200V148H199ZM92 151H93V154H94L95 150H92ZM97 151H98V150H97ZM187 151H188V150H187ZM202 151H203V150H202ZM205 151H206V150H205ZM233 151H234V153H235L236 150H234V148H233V150H232L231 152H233ZM241 151H240V152H241ZM244 151H245V150H244ZM10 152H11V151H10ZM87 152H88V151H87ZM203 152H204V151H203ZM236 152H238V151H236ZM240 152H239V153H240ZM246 152H245V153H246ZM90 153H92V152H90ZM161 153H162V152H161ZM184 153H185V152H184ZM188 153H189V152H188ZM215 153H216V152H215ZM215 153H214V154H215ZM223 153H225V152H223ZM242 153H243V152H242ZM47 154H48V153H47ZM67 154H68V153H67ZM69 154H70V153H69ZM86 154H87V153H86ZM211 154H212V153H211ZM211 154H210V156H211ZM217 154H218V153H217ZM226 154H227V153H226ZM228 154H229V152H228ZM228 154H227V155H228ZM40 155H42V154H40ZM100 155H101V154H100ZM183 155H184V154H183ZM190 155H191V154H190ZM199 155H200V154H199ZM199 155H198V156H199ZM215 155H216V154H215ZM223 155H225V154H223ZM223 155L221 154L220 157H222ZM231 155H232V153H231ZM240 155H241V154H240ZM242 155H244V154H242ZM247 155H248V154H247ZM20 156H21V154H20ZM198 156H197V157H198ZM203 156H204V155H203ZM212 156H214V155H212ZM225 156H226V155H225ZM233 156H234V155H233ZM233 156H232V157H233ZM245 156H246V154H245ZM58 157H59V156L55 157V159L58 158ZM61 157H62V156H61ZM67 157H68V155H67ZM70 157H72V156H70ZM102 157H103V156H102ZM108 157H109V156H108ZM116 157H117V155H116ZM184 157H185V155H184ZM215 157H216V156H215ZM237 157H238V159L240 158L239 154L237 155ZM242 157H243V156H242ZM242 157H241V158H242ZM72 158H73V157H72ZM83 158H84V157H83ZM106 158H107V157H106ZM178 158H179V157H178ZM181 158H182V156H181ZM188 158H189V157H188ZM193 158H194V157H193ZM210 158H211V157H210ZM213 158H214V157H213ZM223 158H224V157L220 158L221 160H220V159H219V160L222 161ZM235 158H236V157L234 156V160H235ZM244 158H245V157H243V159H244ZM246 158H247V157H246ZM34 159H36V158H34ZM59 159H60V158H59ZM77 159H78V158H77ZM98 159H99V158H98ZM224 159H225V158H224ZM236 159H237V158H236ZM238 159H237V161H238ZM37 160H38V158L35 160V162H37ZM66 160H67V159H66ZM69 160H70V159H69ZM112 160H113V159H112ZM209 160L211 161V159H209V157H208V160H207V161H208V164H209ZM231 160H233V158H232ZM234 160H233V162H236V161H234ZM51 161H52V160H51ZM59 161H60V160H59ZM61 161H62V160H61ZM71 161H72V160H71ZM78 161H79V160H78ZM182 161H183V160H182ZM182 161H181V162H182ZM188 161H189V160H188ZM229 161H230V159H229ZM240 161H241V160H240ZM240 161H238V162H240ZM242 161H243V160H242ZM244 161H245V160H244ZM249 161H250V160H249ZM249 161H248V162H249ZM53 162H55V161H53ZM201 162H203V161H201ZM223 162H224V161H223ZM250 162H251V161H250ZM252 162H254V161H252ZM255 162H256V161H255ZM45 163H47V162H45ZM179 163H180V162H179ZM179 163H178V164H179ZM185 163H186V161H185ZM196 163H197V162H196ZM231 163H232V162H231ZM231 163H230V164H231ZM242 163H243V162H242ZM256 163H257V162H256ZM256 163H255V164H256ZM33 164H35V163L33 162ZM38 164H39V163H38ZM62 164H63V162H62ZM72 164H74V163H72ZM98 164H99V162H98ZM201 164H202V163H201ZM204 164H205V163H204ZM213 164H214V163H213ZM224 164H225V163H224ZM230 164H229V166L231 167ZM235 164H236V163H235ZM253 164H254V163H253ZM50 165H51V164H50ZM197 165H198V164H197ZM199 165H200V164H199ZM205 165H206V164H205ZM214 165H215V164H214ZM236 165L238 166V164H236ZM243 165H244V164H243ZM243 165H242V166H243ZM249 165H250V164H249ZM256 165H257V164H256ZM39 166H40V164L38 165V167H39ZM47 166H48V165H47ZM53 166H54V165H53ZM101 166H102V165H101ZM209 166H210V165H209ZM234 166H235V165H234ZM234 166H233V167H234ZM239 166H240V168H242L241 165H239ZM239 166H238V167H239ZM252 166H253V165H252ZM29 167H30V166H29ZM31 167H32V166H31ZM35 167H37V166H35ZM174 167H175V166H174ZM180 167H181V166H180ZM188 167H189V166H188ZM188 167H187V168H188ZM204 167H206V166H204ZM224 167H226V166H224ZM55 168H57V167L55 166ZM236 168H237V167H236ZM240 168H239V169H240ZM252 168H254V166H253ZM31 169H32V168H31ZM200 169H201V167L199 168V171H200ZM233 169H234V168H233ZM237 169H238V168H237ZM39 170H40V169H39ZM91 170H93V169H91ZM94 170H96V169H94ZM136 170H137V169H134V172H135ZM225 170H226V169H225ZM234 170H235V169H234ZM240 170H242V169H240ZM240 170H239V172H241ZM252 170H253V169H252ZM255 170H256V169H255ZM258 170H259V169H257V171H258ZM2 171H3V170H2ZM35 171H36V170H35ZM57 171H59V169H58ZM97 171H98V170H97ZM230 171H231V170H230ZM235 171H236V170H235ZM235 171H233V172H235ZM257 171H256V172H257ZM262 171H263V170H262ZM0 172H1V170H0ZM74 172H75V171H74ZM239 172H236V173H239ZM249 172H250V171H249ZM258 172H259V171H258ZM260 172H261V171H260ZM27 173H28V172H27ZM44 173H45V172H44ZM49 173H50V172H49ZM49 173H48L47 175H49ZM67 173H68V171H67ZM79 173H80V172H79ZM91 173H92V172H91ZM94 173H95V171H94ZM94 173H93V174H94ZM196 173H197V172H196ZM209 173H210V172H209ZM230 173H231V172H230ZM252 173H253V172H252ZM1 174H2V173H1ZM40 174H41V173H40ZM89 174H90V173H89ZM93 174H92V176H93ZM96 174H97V173H96ZM174 174H175V173H174ZM201 174H202V173H201ZM206 174H207V173H206ZM221 174H222V172H221ZM246 174H247V172H246ZM246 174H245V175H242V176L239 178V182H237L236 189H237L239 192H240V190H241V187L246 185V178H247V176H248V174H247V176H246ZM256 174L258 175V173H256ZM26 175H27V174H26ZM42 175H43V174H42ZM52 175H53V174H52ZM103 175H104V174H103ZM176 175H177V174H175V177H176ZM209 175H210V174H209ZM215 175L218 176V174H214V176H215ZM237 175H238V174H236V176H237ZM249 175H250V174H249ZM251 175H252V174H251ZM260 175H262V174L259 173L258 176L260 177ZM44 176H45V175H44ZM49 176H50V175H49ZM49 176H47V178H48ZM56 176H57V175H56ZM68 176H69V175H68ZM75 176H77V175H75ZM159 176H160V175H159ZM197 176H198V174H197ZM255 176H256V175H255ZM258 176H257V179H259ZM262 176H263V175H262ZM83 177H84V176H83ZM83 177H82V178H83ZM101 177H102V175H101ZM237 177H238V176H237ZM44 178H45V177H44ZM72 178H73V176H72ZM72 178H71V179H72ZM80 178H81V177H80ZM82 178H81V179H82ZM89 178H90V177H89ZM142 178H143V177H142ZM178 178H179V177H178ZM250 178H251V177H250ZM4 179H5V178H4ZM24 179H25V178H24ZM55 179H57V178H55ZM58 179H59V178H58ZM65 179H67V178H65ZM143 179H144V178H143ZM169 179L171 180L170 176H169ZM234 179H235V178H234ZM254 179H255V180H253V181L255 182L257 179H256V177H254ZM47 180H48V179H47ZM60 180H61V179H60ZM178 180H179V179H178ZM185 180H187V179H185ZM247 180H248V179H247ZM251 180H252V179H251ZM260 180H261V179H259L258 181H260ZM12 181H13V179H10V182H11V183H12ZM40 181H41V180H40ZM48 181H49V180H48ZM57 181H58V180H57ZM61 181H62V180H61ZM105 181H106V180H105ZM134 181H135V180H134ZM149 181H150V180H149ZM171 181H172V180H171ZM208 181H209V180H208ZM22 182H23V181H22ZM84 182H85V181H84ZM84 182H83V180H82V183H84ZM99 182H100V180H99ZM43 183H44V182H43ZM57 183H58V182H57ZM69 183H70V182H69ZM75 183H76V182H75ZM97 183H98V182H97ZM103 183H104V182H103ZM178 183H179V182H178ZM180 183H181V182H180ZM203 183H204V182H203ZM203 183H202V186H203ZM205 183H206V182H205ZM209 183H210V182H209ZM209 183H206V185H208ZM260 183H261V182H260ZM12 184H13V183H12ZM70 184H71V183H70ZM70 184H69V185H70ZM98 184H99V183H98ZM169 184H170V182L168 183V186H169ZM182 184H184V183L182 182ZM252 184H254V183H252ZM34 185H35V183H34ZM53 185H54V184H53ZM65 185H67V184H65ZM101 185H102V184H101ZM170 185H171V184H170ZM259 185H260V184H259ZM67 186H68V185H67ZM135 186H136V185H135ZM137 186H138V185H137ZM162 186H163V185H162ZM204 186H205V185H204ZM208 186H209V185H208ZM210 186H211V185H210ZM227 186H228V185H227ZM229 186H230V185H229ZM39 187H40V186H39ZM39 187H38V188H39ZM60 187H61V186H60ZM69 187H70V186H69ZM101 187L103 188L104 186H101ZM181 187H182V186H181ZM189 187H190V186H189ZM8 188H9V187H8ZM8 188H7V189H8ZM34 188H35V187H34ZM56 188H57V187H56ZM130 188H131V187H130ZM165 188H166V186L164 187V189H165ZM176 188H177V187H176ZM176 188H175V189H176ZM201 188H203V187H201ZM226 188H227V187H226ZM231 188H232V187H231ZM231 188H230V189H231ZM250 188H251V187H250ZM42 189H43V187H42ZM52 189H54V188H52ZM164 189H163V190H164ZM179 189H180V188H179ZM242 189H243V188H242ZM107 190H109V189H107ZM128 190H129V189H128ZM150 190H151V193L154 191V189H153V191H152V189H149L148 191H150ZM168 190H170V188H169ZM192 190H193V188H192ZM199 190H200V188H199ZM204 190H205V189H204ZM251 190H252V189H251ZM258 190H259V189H258V187H257V189L255 190V192H257ZM262 190H263V189H262ZM262 190L260 189L259 191H262ZM27 191H28V189H27ZM27 191H26V192H27ZM57 191H58V189H57ZM177 191H178V189H177ZM231 191H232V190H231ZM231 191H229V192H231ZM58 192H59V191H58ZM58 192H56V193H58ZM166 192H167V191H166ZM173 192H174V191L172 190V193H173ZM205 192H207V191L205 190ZM239 192H238V193H239ZM263 192H264V191H263ZM263 192H262V193H263ZM7 193H8L7 190H3V192L0 194V196H1V197H2V196L6 197ZM94 193H95V192H93V194H94ZM136 193H137V192H136ZM136 193H135V194H136ZM252 193H253V190H252ZM257 193H258V192H257ZM14 194H15V193H14ZM21 194H22V193H21ZM34 194H35V192H34ZM59 194H61V192H60ZM91 194H92V193H91ZM154 194H155V193H153L152 195H154ZM170 194H171V193H170ZM197 194H199V193H197ZM208 194H209V193H208ZM234 194H235V192H234ZM234 194H233V195H234ZM63 195H65V194H63ZM84 195H85L84 193L81 194V197L78 199V196H77V194H76L75 197H74L73 199H70V200H67V201H68V202L71 201L72 205L74 204L76 208H77V207L80 208V207H81L80 205L82 204V198H83ZM189 195H190V194H189ZM206 195H207V194H206ZM259 195H260V194H259ZM35 196H37V194H35ZM52 196H53V195H51V198H52ZM57 196H58V195H57ZM105 196H106V195H105ZM126 196H127V195H126ZM145 196H146V195H145ZM168 196H169V195H168ZM194 196L197 197L196 195H194ZM194 196H193V198H195ZM248 196H249V195H248ZM14 197H15V196H14ZM138 197H139V196H138ZM152 197L154 198L155 195L152 196ZM173 197H175V196L173 195ZM200 197H201V196L199 195L198 199H201ZM234 197H235V195H234ZM238 197H239V196H238ZM47 198H48V197H47ZM62 198H63V197H62ZM86 198H88V196H87ZM176 198H177V197H176ZM193 198H192V199H193ZM235 198H236V197H235ZM263 198H264V197H263ZM167 199H168V198H167ZM169 199H170V198H169ZM172 199H173V198H172ZM195 199H196V198H195ZM214 199H215V198H214ZM214 199H213V200H214ZM241 199H242V198H241ZM241 199L239 198L238 200L241 201ZM247 199H248V198H246V200H247ZM55 200H56V199H54V201H55ZM149 200H150V198H149ZM159 200H160V199H159ZM186 200H187V199H186ZM209 200H210V199H209ZM215 200H216V199H215ZM219 200H220V199H219ZM238 200H237V202H236L237 205H239V204H238V203H239ZM244 200H245V199H244ZM244 200H243V201H244ZM52 201H53V199H52ZM83 201H84V200H83ZM157 201H158V200H157ZM190 201H191V199H190ZM192 201H194V200H192ZM216 201H217V200H216ZM232 201H233V200H232ZM263 201H264V200H263ZM263 201H261V203H262ZM50 202H51V201H50ZM151 202H152V201H151ZM155 202H156V201H155ZM184 202H185V201H184ZM233 202H234V201H233ZM52 203H54V202H52ZM148 203H149V202H148ZM158 203H160V202H158ZM216 203H218V202H216ZM27 204H28V203H27ZM35 204H36V203H35ZM105 204H106V203H105ZM225 204H226V203H225ZM263 204H264V202H263ZM147 205H148V204H147ZM221 205H222V204H221ZM223 205H224V204H223ZM8 206H9V204H8L6 207H8ZM18 206H19V205H18ZM137 206H138V205H137ZM142 206H143V205H142ZM170 206H171V205H170ZM248 206H249V205H248ZM2 207H3V206H0V209H2ZM215 207L218 208V206H216V205H215ZM229 207H230V206H229ZM108 208H109V207H108ZM159 208H160V206H159ZM178 208H179V207H178ZM19 209H20V208H19ZM35 209H36V208H35ZM39 209H40V208H39ZM185 209H186V208H185ZM189 209H190V208H189ZM207 209H208V208H207ZM207 209H206V210H207ZM230 209H231V208H230ZM23 210H24V209H23ZM197 210H198V209H197ZM215 210H218V209H215ZM215 210H214V211H215ZM221 210H223V209L221 208ZM11 211H12V210H11ZM169 211H170V210H169ZM223 211H224V210H223ZM244 211H245V210H244ZM244 211H243V212H244ZM44 212H45V214H46L47 216L54 215V209H53L52 207H49V206H45V211H44ZM201 212H202V211H201ZM205 212L207 213L208 210L205 211ZM196 213H197V212H196ZM203 213H204V212H202V214H203ZM211 213H213V212H210V214H211ZM215 213H216V212H215ZM232 213H233V212H232ZM245 213H246V212H245ZM245 213H244V214H245ZM150 214H151V213H150ZM150 214L147 213L148 217H150V216H149ZM170 214H171V213H170ZM177 214H178V213H177ZM197 214H198V213H197ZM197 214H196V215H197ZM230 214H231V213H230ZM244 214H243V215H244ZM99 215H100V214H99ZM159 215H161V214H159ZM159 215H158V217L160 218ZM191 215H192V214H191ZM204 215L208 216V214H204ZM243 215H242V216H243ZM76 216H77V215H76ZM76 216H73V214H71V215H68V218H69V219H72V221H74V220L76 221L77 218H78V216H77V217H76ZM201 216H202V215H201ZM235 216H236V215H234V217H235ZM238 216H239V215H238ZM240 216H241V213H240ZM240 216H239V217H240ZM158 217H157V218H158ZM163 217H165V216L163 215ZM171 217H172V216H171ZM195 217H196V216H195ZM213 217H214V216H213ZM234 217H233V219H234ZM24 218H25V216H24ZM62 218H63V217H62ZM159 218H158V219H159ZM197 218H198V215H197ZM204 218H205V216H204ZM204 218H203V219H204ZM215 218H216V217H215ZM244 218H245V216H244ZM244 218H241V219H244ZM198 219H200V218H198ZM213 219H214V218H213ZM83 220H84V218H83ZM192 220H193V219H192ZM200 220H201V219H200ZM200 220H198L197 222H199ZM217 220H218V219H216V221H215V219H214L213 221H215V222L217 223ZM239 220H240V219H239ZM25 221H27V220L25 219ZM151 221H152V220H151ZM154 221H155V220H154ZM162 221H163V220H162ZM168 221H169V220H168ZM168 221H166V218H165V222H168ZM202 221H203V220H202ZM43 222H44V221H42V223H43ZM82 222H83V221H81V223H82ZM152 222H153V221H152ZM197 222H194V223H197ZM200 222H201V221H200ZM208 222H209V221H208ZM210 222H211V225L215 223V222L212 223V220H211ZM231 222H232V221H231ZM14 223H15V222H14ZM14 223H13V224H14ZM21 223H22V222H21ZM83 223H84V222H83ZM153 223H154V222H153ZM169 223H170V222H169ZM174 223H175V222H174ZM176 223H177V222H176ZM224 223H226V222H224ZM228 223H229V221H228ZM241 223H242V222H241ZM241 223H240V224H241ZM26 224H27V222H26ZM26 224H25V225H26ZM44 224H45V223H44ZM129 224H130V223H129ZM148 224H149V223H148ZM206 224H207V221H206ZM226 224H227V223H226ZM238 224H239V223H238ZM20 225H21V224H20ZM76 225H77V224H76ZM83 225H84V224H83ZM209 225H210V224H209ZM216 225H217V224H216ZM219 225H220V224H219ZM12 226H13V225H12ZM44 226H45V225H44ZM92 226H93V225H92ZM198 226H199V225H198ZM220 226H221V225H220ZM228 226H229V225H228ZM72 227L74 228V226H72ZM75 227H76V226H75ZM124 227H125V226H124ZM199 227H201V226H199ZM203 227H205V225H203ZM207 227L209 228L210 226H207ZM218 227H219V226H218ZM229 227H230V226H229ZM2 228H3V227H2ZM98 228H99V227H98ZM153 228H154V227H153ZM185 228H186V227H185ZM216 228H217V227H216ZM220 228H222V227H220ZM231 228H232V227H231ZM261 228H262V227H261ZM52 229H53V228H52ZM90 229H91V228H90ZM182 229H183V228H182ZM187 229H188V228H187ZM205 229H206V228H204L203 230H205ZM212 229H213V226H212ZM50 230H51V229H50ZM77 230L79 231V229H77ZM208 230H209V229H208ZM228 230H229V229H228ZM231 230H232V229H231ZM12 231H13V229H12ZM73 231L75 232V230H73ZM73 231H72V232H73ZM160 231H161V230H160ZM181 231H182V230H181ZM181 231L179 230L177 233H179V232H181ZM68 232L70 233V231H68ZM68 232H67V233H68ZM87 232H88V231H87ZM121 232H122V231H121ZM147 232H148V231H147ZM147 232H146V233H147ZM212 232H213V231H211V234H213ZM10 233H11V232H10ZM76 233H78V232H76ZM202 233H203V232H202ZM227 233H228V232H227ZM227 233H226V234H227ZM234 233H235V232H234ZM71 234H72V233H71ZM182 234H183V233H182ZM231 234H232V232H231ZM84 235H85V234H84ZM128 235H129V234H128ZM130 235H132V234H130ZM148 235H149V234H148ZM185 235H186V234H185ZM205 235H206V234H205ZM213 235H215V232H214ZM10 236H12V235H10ZM34 236H35V235H34ZM77 236H78V234L75 236V237H76V241H77ZM85 236H86V235H85ZM85 236H84V238H87V237H85ZM132 236H133V235H132ZM181 236H182V235L180 234V238H182ZM191 236H193V235L191 234ZM218 236H219V235H218ZM231 236H233V235H231ZM256 236H257V235H256ZM186 237H187V236H186ZM204 237H206V236H204ZM84 238H82V239H84ZM116 238H117V237H116ZM180 238L178 237V239H180ZM227 238H228V237H227ZM19 239H20V238H19ZM137 239H138V237H137ZM167 239H168V237H167ZM198 239H199V237H198ZM112 240H113V239H112ZM115 240H116V239H115ZM125 240H126V239H125ZM169 240H170V239H169ZM193 240H194V238H193ZM76 241H75V242H76ZM96 241H98V240H96ZM133 241H135V240H133ZM25 242H27V241H25ZM29 242H30V241H29ZM135 242H136V241H135ZM135 242H134L133 244H135ZM164 242H165V241H164ZM210 242H212V241L210 240ZM93 243H95V242H93ZM93 243H92V244H93ZM123 243H124V241H123ZM207 243H208V242H207ZM207 243L205 242V244H207ZM29 244H30V243H29ZM36 244H37V242H36ZM104 244H105V242H104ZM160 244H161V243H160ZM205 244H204V245H205ZM106 245H107V244H106ZM161 245H162V244H161ZM6 246H7V245H6ZM120 246H121V245H120ZM132 246H133V245H132ZM155 246H156V245H155ZM184 246L186 247L187 244H185ZM184 246L181 247V248H184ZM197 246H198V245H197ZM10 247L13 248V243L10 245ZM105 247H106V246H105ZM129 247H130V246H129ZM152 247H153V246H152ZM157 247H158V246H157ZM130 248H131V247H130ZM130 248H129V249H130ZM190 248H191V247H190ZM194 248H196V247H194ZM214 248H215V247H214ZM219 248H220V247H219ZM219 248H218L217 250H219ZM248 248H249V243H245V244L242 243L240 246H238V247L236 246L235 248H233L232 257H231L232 259H231V260H235V259H237L238 256H239L241 253H243L242 251H243V250H247ZM98 249H99V248H98ZM125 249H126V248H125ZM129 249H126L125 253H126L127 250H129ZM148 249H149V248H148ZM151 249H152V248H151ZM186 249H189V248L186 247ZM263 249H264V248H263ZM94 250H97V249H94ZM194 250H195V249H194ZM198 250H199V249H198ZM198 250H197V251H198ZM213 250H214V249H213ZM220 250H221V249H220ZM97 251H98V250H97ZM170 251H171V250H170ZM185 251H186V250H185ZM188 251H189V250H188ZM192 251H193V250H192ZM197 251H196V252H197ZM58 252H59V251H58ZM122 252H124V251H122ZM122 252H121V254H122ZM208 252H209V251H208ZM211 252H212V250H211ZM240 252H241V253H240ZM102 253H103V251H102ZM125 253H124V254H125ZM139 253H141V252H139ZM139 253H138V256H139ZM169 253L171 254V252H169ZM173 253H174V248H173ZM26 254H27V253H26ZM59 254H60V253H59ZM118 254H120V252H119ZM118 254H117V255H118ZM152 254H153V253H152ZM160 254H161V253H160ZM194 254H196V253H194ZM200 254H201V252H200ZM200 254H198V255H200ZM162 255H163V254H162ZM172 255H173V254H172ZM176 255H177V254H176ZM202 255H203V254H202ZM2 256H3V254H2V251H1V249H0V264H2ZM56 256H57V255H56ZM97 256H98V253H97ZM125 256H126V255H125ZM152 256H153V255H152ZM205 256H206V255H205ZM47 257H48V259H47V262H46L45 264H50V262H51L52 259L55 260V257L53 258V257L51 256V254H48ZM121 257H122V255H121ZM154 257H155V255H154ZM198 257H199V256H198ZM202 257H203V256H202ZM66 258H67V257H66ZM123 258H124V257H123ZM125 258H126V257H125ZM127 258H130V257L128 256ZM137 258H138V257H137ZM157 258H158V256L155 257L156 260H157ZM161 258H162V257H161ZM200 258H201V257H200ZM207 258H208V257H207ZM22 259H23V258H22ZM79 259H80V258H79ZM56 260H57V259H56ZM95 260H96V259H95ZM116 260H118V259H116ZM126 260H127V259H126ZM156 260H154V263H155ZM105 261H106V259H105ZM105 261H104V262H105ZM119 261H120V260H119ZM122 262H124V261L122 260ZM133 262H134V261H133ZM19 263H20V262H19ZM81 263H82V262H81ZM88 263H89V261H88ZM119 263H120V262H119ZM149 263H150V261H149ZM15 264H16V263H15ZM79 264H80V263H79Z\"/></svg>", "mask_w": 264, "mask_h": 264}]
</instances>
